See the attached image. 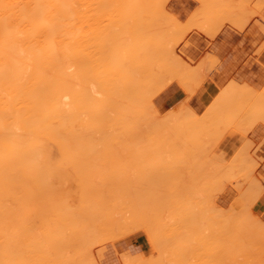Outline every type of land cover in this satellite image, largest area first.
Returning <instances> with one entry per match:
<instances>
[{"label":"bare ground","instance_id":"obj_1","mask_svg":"<svg viewBox=\"0 0 264 264\" xmlns=\"http://www.w3.org/2000/svg\"><path fill=\"white\" fill-rule=\"evenodd\" d=\"M192 1L193 2L195 1L196 2V3H194V5H199V7H198L199 10L202 11L203 9H205L202 12V15L203 16L200 13L201 11L198 12L200 14V15H198V13L196 12L197 11L196 8H195V11L192 13L193 14L192 15L193 16V19L195 18V16H197V17L199 16L198 17L199 20L202 17H204V19H207L206 18L207 17V13L210 16L209 13H211L212 11L214 12V14H213V16L215 17L214 19H217L218 16L219 17L221 16L220 18L222 19L223 14L225 12L223 13V11H220V10L217 11L218 9L225 10V8H226L227 10H225V11H228V10H230L229 8H231V7H233V8L239 7L237 5H234L233 6L232 4H237L238 2H240V5H242L243 2H244V4L246 3L245 0L244 1L242 0L243 2L241 0H212V2H214V4H215V2H216V4H218V5L215 4V6H217V7H215V10L214 9L212 10L211 7H213L214 4H212L211 0H208L209 2L208 1L206 2V0H192ZM152 2L155 3L154 5L152 3V6H155L157 4V2L155 0H152ZM166 2L169 4L170 1L169 0H166ZM202 2H204V3H202ZM251 2H252V0H251ZM219 3L221 4V7L223 5H225V6H223L224 8L223 7L221 8L219 6ZM249 3H250V1L247 2V4H245V5H248L249 6ZM210 4H212V6L210 7L211 9L209 8V10L211 12L210 11H206V9H208L207 7H209ZM201 5L203 7H205V8H203V9L200 8ZM228 5L229 6L231 5V7H228ZM233 8H231V9H233ZM243 8L246 9L245 7H243ZM243 8L241 6L240 7V10L243 9ZM150 10L151 9H150L149 5L144 0H0V264H100V262L97 261L98 259L95 260V261L90 260L91 262L89 261V263L88 262H85V263L78 262V259L81 260V258L80 257L78 259L75 258L76 257L75 256V253L78 252V250L76 252L74 251V244L79 241V237H81L80 238V241L85 242L86 240L84 238L88 239L87 241H90V240H92L91 238H95V237L101 236L102 234L105 236V234H104L105 232L108 233L106 235L107 236L109 235V237L112 234V231H114L115 235L118 234L117 236H119V235H122V236L127 235L126 232H125L126 234L123 233V230L122 229L124 228V230H125L126 229L125 227L127 226V230H128V227H129L128 225H129L130 221L132 220L129 217H132V216H131V213H129L130 216H128L127 209H126V211H123L121 209V207L124 208L125 206H126L125 208H128L127 205L129 204V202L127 201V205H125V203L123 204V202L125 201L124 200V197L126 195H128V194H126L125 196H123L124 194H121L122 190L119 189L120 185H118V184H121L122 182H120V181H122L124 179H125V181L127 183L129 180H126L127 178H125V175L127 177H129L128 175L129 174L131 175V172H133L134 169L137 170L135 172H139L138 170L142 171L141 168H143L142 165H144V163L142 161L140 162L139 158H137V161H135V159H134V163L131 164L132 165V168H131V165L128 166V164H127V166H126V165H124L126 163H124V164L122 163L124 165V168H129L130 167V171H131L130 173H129V170H127V172L125 173L124 172V171H126L125 169L123 170L122 168L120 169V168L117 167V166H120L121 165L120 163H118L119 162L118 161V156L120 154L117 156V153H116V151H117L116 150L117 149L116 147L118 146L117 143H119L120 140H119V138L117 136H114L113 135V132H114L113 130H116L119 127L120 123L124 124L126 122V120L128 121L126 123L129 124L130 123V121H129L130 119H127V118H129L131 114H134V115H131V116H133V118L135 119V121H138V119H136V118L137 117H140V116H138L139 113L144 114V115L147 114L145 111H144L145 113H142L143 110L141 112L140 111H137V110H140L141 107H142L141 109H145L149 105L150 98L151 97L154 98V96H155L154 95L155 92H153V89H154V86L155 85H156L155 86V89L157 88L158 91H160L159 90L160 88H158V87H163L164 89H165V87H167L166 85L168 84V80H167V82H165L167 84H164V81L163 80H166V79H163V77L165 78V71L166 72H169V70L171 69V67L173 65V62H174V61H172V65L170 66V68L165 67V69H162L159 66H155V65H157L156 62L154 63V61H151L150 62V63H152L151 65H154V66L149 67L150 66L149 61H146L144 59L141 60L139 57L135 58L136 56H133L131 54V52H129V56L127 57V55H128V49H130V47L131 48L133 47V45H134L133 42L134 43L136 42L135 44L138 45V43H140V42L143 43L144 41H148V42H146V44L148 43V45H149V42H150L151 49H152V46L154 47L156 45L154 47V49H152V51H153V54H154V51H155V55L158 58V55L160 54L158 51L164 49V48L161 47V45L158 46V47H160V49H158V51H157V49H155V48H158L157 45H159L160 42H161V41H159V39L160 40H162V38L163 39H166L167 37H165V36L168 35L169 37L171 36L170 37L171 40H172V38H174L175 39L174 40L175 42H176V40L177 41L179 40V39H176L178 36L177 37L175 36L176 33L174 31H173V33L170 31V34L171 35H169V32H168V29L171 27V25H173V24L176 25L177 24V21L176 20H178V19L175 18V14L173 12L167 10V8H166V6L164 4H161V5L160 4L159 5L157 4V9H155V10L156 11H159V12H156L155 13V10L154 9H152V11H150ZM160 10L162 11L163 15L159 18L160 14H161V11ZM237 10H239V9L237 8L234 11L237 12ZM204 11L206 12V14L204 13ZM230 11H229V13L227 12L226 15L229 16V15H232V13H234V11H232V12H230ZM239 11H238V15L239 16L236 15L237 18H241L240 17L241 13H239ZM158 13H160V14H158ZM194 13H196L197 15H195ZM245 13L246 12H244L242 14L245 16ZM164 14H166V18H165V15ZM250 14H252V13H250ZM173 16H174V18H172ZM200 16H202V17L200 18ZM189 17H191V14H190ZM189 17L187 18V21H186L187 22L186 25L187 26L189 25V27H187L185 25L186 22H184V24H183V25H185L184 27H187V29H189V31L188 30L187 31L190 32L191 29H193L194 26L196 27L199 24L198 26L200 28L197 27L198 28V31L200 30L199 32H201L203 34V31H205V30L201 26L203 24H206V23H204L205 20H204V22H202V24H200L199 22H196L197 21L196 19H198V18H195L194 19L195 21L194 20L192 21V17L190 19H189ZM211 17H212V15L210 17H208V18H211ZM236 17L235 16L232 17V18H235L236 20L235 19L232 20L231 17L229 18L230 20H232V24L230 23L231 21H228L229 19H227L228 17H226V16L224 17L225 19H227L226 22H224L225 20H222V21L224 23H227V24L229 22L230 25H233L234 24L235 26H233V27L236 28V26H237V20L240 21ZM88 18L89 19L91 18V19L89 20ZM106 18H108V19H106ZM220 18H219V20H221ZM87 19L89 21H91V22L89 23L87 21ZM104 19H105V23L103 22ZM159 19H161L164 23L162 21L161 22L158 21ZM165 19L168 20V23H170L171 25H169L167 22L165 23ZM172 19H176L175 20L176 23ZM188 19L190 20V22L192 21L191 24H189L190 22L188 23ZM75 20H78L79 21L78 22L79 24H77V22L75 23L74 22ZM93 20H97L98 23H96V21H93ZM107 20H110V21L108 22ZM155 20H156V23H153ZM202 20H203V18L200 21H202ZM210 20H212V19H210ZM219 20L217 19L215 21V23L218 22L217 25H216L215 23H211V21H208V19H207L208 24H211L210 25L211 29H209L210 27L206 25L208 27V28L207 27L205 28L206 29V32L210 36V34L212 32V29H213V33L214 34H211L210 38H209V36L208 37L206 36L207 33H205L203 35H205L207 38H209L210 40H212L213 36H215V34H217L219 32L218 30H221L220 29V27L222 28V25L221 24H224L222 21L219 22ZM92 21L95 24L92 25ZM130 21L131 22L133 21V23H130ZM139 21H141L140 23H141V26L142 27L146 26V27H144V29L138 25V22ZM150 21H152V22H150ZM157 21H158V23H157ZM213 21L214 20H212V22ZM110 22L113 23V26H112V24ZM159 22L162 25L164 24L163 27H166V28L169 27L167 29V32H166V30H164L166 33L165 32H162L163 31V28H162V25L159 24ZM195 22L198 23V24H196ZM86 23L87 24H91L90 25L91 27L89 26L90 29H89V27L87 26ZM117 23H119V24H117ZM135 23L138 25L137 28H136ZM149 23H152L153 25L152 24L149 25ZM179 23L182 24L181 22H179ZM179 23H178V25H179ZM219 23H220V26L218 25ZM243 23L244 22H242V24ZM83 24H84V26L85 25L87 26V27L85 26L86 27L85 34H87V29H89V30L92 31V29L94 27H95L94 30H98V28H99V32H98L99 35L98 36L100 38L101 37H104V40L107 38V39H109L108 40L109 42H112V41H110V39H113V42L112 43H114L115 40H116V42L114 44H116V45L118 44V46H120V47H116V48L115 47H112V43L102 44V45H100V44L99 45L98 44H96V45L95 44H92L93 46L91 44H89V45L92 46L91 48H93L94 46L95 47L100 46L99 49L104 48L102 50V52H100L101 50L100 51H98V50L96 51L95 50V47H94V49H92L91 50L92 52H91L90 49H88L90 47H88L89 45L87 44V42L86 41L83 42V40H81V38H80V34L77 32V30L79 28H81V26L83 27ZM102 24H103V27L106 24H107L108 27L105 26V29H104L101 26ZM110 24H111L112 27H109ZM165 24H167L168 27ZM212 24H214L215 26L212 25ZM94 25H96V26H94ZM97 25L99 27H97ZM154 25H156L157 28H160L162 30H158L157 28H154L155 27ZM159 25H161V26L159 27ZM178 25L174 26V28L172 26L170 29L176 31L181 26L179 28V31H181V28H184V27L182 25H179V27H178ZM100 26H101V28H100ZM115 26H117L118 28H121V30L125 34H127V33L132 34L131 31L134 28L136 30L139 29L138 31H141L140 37L141 36L142 37L143 36L146 37L148 35V36H150L149 37L150 40H148L149 38H146V40H144V37L143 38L141 37L144 41L141 38H138V39H136L137 41H134L135 40V37L136 38L139 37L138 35L137 36H133L134 33H135L134 32L131 35L133 37L131 39L128 38L126 40V41L130 40L129 43H130V45H132V46H130L128 44L129 45L128 46V45H126V43H124L126 41L123 42V40H124L125 37H123L119 33L117 34V32L114 31V29H112ZM149 26L151 28H154V29H151ZM212 26H214V28L215 27L216 28L214 29V28H212ZM85 27H83L84 30H85ZM195 27H194V29H197ZM217 27H219V28H217ZM107 28H108L109 31L107 30ZM140 28H141V30H140ZM83 29H80L82 31H79V32H82L83 33V37L85 38L86 36H84V30ZM100 29H102L101 31L103 33L100 31ZM145 29H146V32H148V30H149L150 33L151 32L153 33L157 29L158 31H156L154 34H157V32L158 33L161 32L160 35H162V36H161V38L157 39V37L159 35H157V36L155 35L156 38L154 37L155 38V41H153L154 39L151 38V36L153 37L152 34L149 35L150 33L149 34L142 33V32H145L144 31ZM202 29H203V31H202ZM208 29L211 30L210 34H209V30ZM105 30H107V34H105L106 33ZM111 30H113V32H115V33H112L113 35L110 34ZM184 32L183 33L181 32V33H179L177 35L185 34ZM163 33H165V34L163 35ZM89 35L87 37H89ZM91 35H93L92 32H91ZM94 35H95V33H94ZM98 36L96 35V36H93V37H94V39L95 38L99 39ZM114 36H118V38H116ZM120 36L122 37V40H121V37ZM81 37H82V35H81ZM93 37L91 36L89 38H92L91 40H94ZM97 39H95V40H97ZM119 39H120V41H122V44L121 45H120L121 42L120 41H119L120 43L118 42ZM139 39H141V40H139ZM151 39H153V40H151ZM180 39H181V37H180ZM162 41H164L163 43L166 44V41L165 40H162ZM180 41H183V39H181ZM180 41H179V43H180ZM81 42H83L82 45H84V46L87 45L86 48H87L88 51H86V48L85 47H84V49L82 48L85 52L82 51V50H80L81 47L78 46V43H81ZM152 42H153V44H151ZM123 43L126 46L123 45ZM143 44H142V46H144ZM165 44H163V45H165ZM178 44H176V46ZM79 45H81V44H79ZM139 46H140V48H139ZM139 46L137 48L139 49L138 52L140 53V56H143V54H144V57H146V58H149L150 56H151V58H156V56L154 57L153 54H152L153 56L150 54L151 51L149 53H144V51H146V48L143 47L144 48V50H143L142 47H141V44ZM166 46L169 47L168 44ZM79 47H80V49H79ZM105 48L108 49V50H110V51H104V50H106ZM77 49H79V50H77ZM141 49L143 50V52H142ZM165 49H168V48L165 47ZM93 50L96 51V54H95V51H93ZM140 50H141V52H140ZM149 50H150V47H149ZM76 52H81V53L84 52V54L81 55V54H77ZM86 52H88L89 54H85ZM97 52H99L98 54L100 55V57L97 55ZM105 52H108V53H105ZM147 52H148V50H147ZM164 52H166V51H164ZM100 53H102V54H100ZM92 54L94 56H96V57L98 56V58L96 60H94V56L93 57L91 56ZM145 54H148L149 56H147ZM84 55H85V57H83V58H86V59L85 60L84 59L81 60L82 56H84ZM88 55H90L91 58H93L94 61L91 60V58H89V57L87 58ZM169 55L170 54H168V53L167 54H164L163 56L161 55V57H160L161 61H160L159 58H158V60L161 63H163V64H166V60H168L167 62H170L171 63V60L170 59H172V58H169L168 59V57H165V56H169ZM123 56H125L126 58L123 57ZM123 58H125L126 60L124 61ZM130 58L132 60H130ZM136 59H138V60H136ZM140 60L142 62V65H140V63H141ZM173 60L176 61V57H173ZM177 60H178V58H177ZM91 61L93 62V64L95 66L93 64H91ZM126 61L127 62L130 61V62L127 63ZM125 62H126V64H125ZM138 62H140V63H138ZM143 62H145V64ZM176 62H178V61H176ZM123 63L126 65V67H128L127 65L130 66V64H131V66H130L131 68L128 67L130 73H132V71L130 69H132V70L133 69L134 70L136 69L135 71H140L141 70L140 72L143 75L142 69H144L146 67L147 71H149L148 72V76L145 74L148 77V79H147V77H146V79L148 80V82H149V80H151V81L154 80L152 82L153 85L152 86L151 85H146V88L143 89L144 87H142L140 85H135L132 80H130V81H132V84L134 85L132 87L129 86V85H122L119 82H117L118 80L115 78V76H116L115 73L116 74H119V72H121L120 73V78H122V76H124L125 78H127L126 77L127 75H123L124 74L123 72L127 69L126 72H125V73H127L128 68H125V66H121V64L123 65ZM134 63H137L138 66H137V64L133 65ZM170 63H168V64L170 65ZM77 64H79L80 66H82V68L81 69L77 68V66H79ZM85 64H86L87 67L85 66ZM168 64H166V65H168ZM177 64H179V63H177ZM177 64H175L172 68H174L175 66L177 67L178 66ZM91 65H93L92 67L94 68V70H92L93 68L91 67ZM181 65L182 64L180 63V65H179L180 68L178 66V68H177L178 70L176 69L177 71H179L181 68H183V67H181ZM183 65H184L183 71H185V73L187 74L188 73V70H187L188 69V65L186 63H184V62H183ZM120 66H121V69H122V67H124V69L121 70L119 68ZM133 66H134V68H133ZM103 67L105 69H101V71H100V68H103ZM136 67H138V68L140 67V70H138V68H136ZM152 67L153 68L155 67L157 72H159L160 70L161 71L159 73H157L155 70L153 71ZM157 67L160 68L159 71H158ZM90 68H91V70H90ZM82 69H85L86 72H90L91 73V76H93L96 79V81H93L95 83V85H96V88H94L95 86H93V83H91V86H92V90H91L90 89V87H91L90 86V83L88 81H83V75L86 74V72H84V74H83ZM150 70H152V71H150ZM162 70H164V73H163ZM171 71H172V69H171ZM195 71H197V70H195ZM103 72H105V73L107 72L106 75L107 76H110L111 79L109 78L108 80H114V78H115V81H116L115 82L116 83L115 85L119 84V86L118 87L117 86H114L111 83H107L106 85L105 84L104 85H101L100 84V79L101 80H105L106 79V75ZM155 72H156V75L157 76H155ZM173 72L174 73L172 74V76H174V75L176 76L175 70ZM179 72H182V71H179ZM99 73H101V74H99ZM144 73H146V72H144ZM162 73H163V75H162ZM198 73H200V72H198ZM198 73H196L197 76L200 75ZM98 74H99V76H101L100 79H98ZM127 74H128V76H130L129 73H127ZM151 74H153L154 76L151 75ZM87 75H89V74H87ZM112 75H114V77ZM149 75H151V76H149ZM131 76L129 78H132ZM137 76L139 77V79L137 78L138 81H140V79H142V82H144L146 80L145 78H142V77L140 78L139 75H137ZM152 76H153V78H152ZM102 78H104V79H102ZM129 78H128V80H129ZM135 78L136 77H134V75H133V78L132 79H135ZM122 80H124V78ZM138 81H136V82H138ZM169 81H170L169 82L170 84L173 83L172 79L169 80ZM178 82L181 83V81H178ZM110 85H111V87H109V89H108L109 91L106 90L107 93L104 92L105 86H107V88H108V86H110ZM120 85H122V89L125 86L127 90L126 89H125V91H124V89L122 90ZM101 86H102V88H101ZM136 86H138L139 88L136 87ZM127 87L128 88L131 87L130 88V91H128L129 89ZM134 87H136V88H134ZM150 87H152V88H150ZM115 89L118 92L120 90V93L121 94L119 95L118 92L115 93V91H114ZM131 89L133 90V92H132ZM135 89L136 90L139 89V90H137L138 92L137 91H134ZM183 89H182V91H183ZM102 90H103V93L101 92ZM140 90L142 91V93H145V95H143L145 98L142 99V97L141 98L140 97H137L139 100L141 99L140 101L144 104L143 105L141 103V105H143V106H139L140 104H137V106L139 108L138 109L137 106H134V105H135V102L137 103L139 101V100L136 101V96H138V95L142 96ZM224 90H225V88H224ZM243 90H244V92H246V90H248L247 92L253 93L252 91H249L250 89H247V88H246V90L245 89H243ZM243 90H241L242 93H244ZM146 91H150V92H146ZM158 91H156V94H157ZM108 92H109V94H108ZM110 92H112L113 94H111ZM124 92H126V94L128 96L130 95V97L128 99L126 97L127 95ZM104 93H105V95H103ZM128 93H131V94H128ZM138 93H140V94H138ZM135 94H138V95H135ZM146 94L150 95L149 96V100L146 98V96H148ZM244 94H246V93H244ZM106 95L109 96L110 98L107 97ZM114 95H115V98H114ZM116 95H119V96H116ZM151 95H154V96H151ZM223 95H224V93H223ZM257 96H261V95H257ZM263 96H264V94H263ZM124 97H126V98H124ZM223 97H225V98L222 99V100H225V99L227 100V97L226 96H223ZM235 98L238 99L237 97H235ZM257 98H256V100H257ZM144 99H146V101L148 102V105L147 106H145V102L146 101ZM259 99H261V97L258 98V100ZM262 99H261V101H263ZM134 100H135V102H133ZM258 100H257V103L254 101V104H256V106H263L264 105V102L262 103L263 105L262 104H259L258 105V103L261 102V101L258 102ZM215 102H218L219 105L220 104H223L221 106L222 107L224 106L223 108H225L226 110L229 109V108H233L234 107L233 109H229L230 112L233 111L234 109L235 110L233 112H231V114L228 113L229 114V115L227 114L228 117L225 116V115H224L225 117H223V115H221L220 116V120H223V121L219 122V123H221L220 125H217L219 123H217L215 120H214L215 121L214 123H211V125H213L212 127H211V125H206V123H208V122H205V123L203 122L202 126L204 127V129H205V126H206V129L210 126L212 130H210V127L208 128L209 130H207V131L206 130H203V128L198 127L199 125L201 126V124H199L198 126H196V128H198L199 130H201V131L198 130L199 131V134H198V132H196L197 130L196 131H193L192 127L190 128V131L188 130V127L189 126H187L188 124H186L187 123L186 122L187 119L185 120L186 123H184V121H180L178 123L179 124L178 127L180 129H182V130H180V129L177 128V125H178L177 124L176 125V128L179 130L178 133L181 134V132L183 131V127H180V124H181L182 126L185 125L184 127L187 126V133L186 134L184 133L186 131L185 130L186 128H184L183 133L185 135L182 134V137L183 138H186V135H188L187 137H189V136H191V134H193V133L196 132L195 133L196 135H194V134H193L194 136L192 135V138L193 139L192 138L191 139H188L190 141L191 140H193V141L194 140H198V138H200V135L203 134V131H206L204 133L209 134V136H206V134H205V136L207 138H203L202 137L203 135H201V138H203V140L210 139L211 138L210 135H212L213 132H214V134L212 136L215 135V132L216 133L218 132V134L221 135L222 134L221 132L224 131L223 129L226 128L228 125L229 126L227 128H229L230 125H231V123H233V121H235V119H236L235 117H238V115H240V113L242 111L239 112L238 111L239 109H237V106H233L234 104L232 105L233 107H231L230 106L232 104V103H230L231 101H229V102L227 101L226 104H224V101L222 103H219L220 101H217V100L215 101L214 100L213 103H215ZM213 103H212V107H214V110H215V106H213ZM229 103H230V105H229ZM219 105H218V107H219ZM90 106H91L92 109L90 108ZM153 106L154 105L152 104L151 107H153ZM149 107H150V105L147 108L149 109ZM136 108H137V110H136ZM223 108L220 109L219 111L220 112L221 111L226 112V110L225 109L223 110ZM250 108L252 109V107H249V109ZM187 109H189V108H187ZM210 109H211V107H210ZM257 109H258V111H257ZM229 110H228V112H229ZM259 110H260L259 108H255V112L257 111L256 113L258 115H260V113H258ZM146 111H148V110H146ZM155 111L156 110H154L153 112H155ZM182 111L183 110H181V112H178L177 115L179 117L182 115ZM184 111L187 112V110H184ZM212 111H213V108H212ZM236 111H238V114H237ZM134 112L135 113L137 112V114H135ZM188 113H187V115L181 116V118H183L185 116L187 117L188 116ZM191 113H189V114L191 115ZM210 113H211V110H210ZM212 113H214V111ZM233 113L235 115H237V116L233 115ZM248 113H250V111ZM253 113H254V111H253ZM135 115H136V117H134ZM148 115H150V114H148ZM148 115H146V117L145 116L140 117V118H142L140 123L145 122L144 119L148 118L149 117ZM156 115L158 116V114H156ZM177 115L174 116L175 118L173 117L175 120H176ZM206 115H207V113L205 114V116ZM212 115H214V114H212ZM230 115H232V116H230ZM253 115H252V117H253ZM258 115L255 114L254 117H256V118L253 117V119L256 120ZM152 116L150 117V119L152 118ZM215 116H216V113H215ZM229 116L230 117H233L234 116V117H233V119H231V118H229ZM169 117L166 116L165 117L166 120H167V118L170 119ZM179 117H177V119ZM173 118L171 117L170 121L171 120H174ZM191 118L192 117L188 118V120H190L191 122L194 121ZM227 118L231 119L230 120L231 122ZM249 118H247V119H249ZM251 118L249 119L250 120L249 127L252 128V126H250V125L254 122V120H252V123H251ZM258 118H259V116H258ZM263 118L261 117V120H263ZM148 119H146V120H148ZM154 119H151V120H154ZM161 119H163V118H161ZM161 119L159 121H163L164 120V119L163 120H161ZM224 119L225 120L227 119L228 122H226ZM245 119L246 118H244L242 120H245ZM218 120H219V118H218ZM242 120L239 119V123L241 124V127L243 126V124L241 123ZM135 121H131V123L133 124V122H134V124H135ZM103 122L106 123V125H105L106 126V130L104 129L105 126H103V124H104ZM181 122H183V123H181ZM223 122L225 123L224 124L225 126H223ZM151 123L152 122H150L149 124H151ZM155 123L157 124V120L155 121ZM165 123H166V121L164 120V122L162 124H165ZM168 123H170V122H168ZM188 123H189V121H188ZM193 123H195V121L192 122V124ZM248 123H249V121H248ZM256 123H257V121L255 122V124ZM134 124L132 126H134ZM137 124H138V122H137ZM204 124H205V126H204ZM237 124H235V125H237ZM240 124H238V125H240ZM151 125H150V127H151ZM153 125H152L153 128H154V126L155 127H159L160 129L162 128V127H160L159 124H157L158 126H156V125L153 126ZM193 125H197V124H193ZM253 125H254V123H253ZM135 126H136V128H139L140 129V127H138L136 124H135ZM148 127H149V125H148ZM166 127L162 128V130L165 129ZM169 127L170 126H168V128ZM193 127H194V130H195V126H193ZM215 127H216V130H213V129H215ZM249 127L247 128L248 131H249ZM120 128H122V127H120ZM136 128H135V130H136ZM220 128H223V129L221 130ZM237 128L239 129L240 126H238ZM251 128H250V130H251ZM150 129L151 128H149V130ZM154 129L156 130V128H154ZM191 129H192V131H191ZM109 130H111L112 132L109 131ZM121 130H123V129H121ZM121 130H119L118 133H117V131H115L118 134V136L120 135ZM125 130H127V128H125ZM128 130L129 131H124V134L128 133L127 134L128 137H130V136H131L130 138L134 137V136L131 135L132 129L131 130L128 129ZM242 130H243V127H242ZM168 131L164 132L163 135L166 136L165 133H168ZM170 131L172 132V129ZM188 131L189 132H192V133L189 134ZM244 131H246V133H248L246 129H244ZM244 131H242V132H244ZM159 132H158V135H159ZM208 132H212V133H208ZM109 133H111V134H109ZM116 133H114V134H116ZM162 133H161V135H162ZM124 134L121 132V135H123V137H121L122 138V141L124 139ZM155 134H156V136H158L157 135V132ZM218 134H216V135H218ZM173 135L175 137L172 136L171 133L168 136L174 137L175 139L176 138H179L178 137L179 135L176 136V132ZM197 135H199V137ZM195 136H196V139H194ZM208 137H210V138H208ZM217 137L219 138L220 136L218 135ZM156 138H158V137H156ZM183 138H182V141H180V138L179 139H176V140H179L180 143L185 144L183 142L185 139H183ZM168 139L169 138H165L162 141L164 142V140H166L167 141V142L165 141L166 143H168V142L170 143L171 141L174 143V141L172 140L173 138H170L171 139V140L169 139L170 141ZM132 140L133 139L126 140L127 142L124 141L125 142V145L126 144L129 145V143H131ZM147 140L148 141H146L144 139L143 142H142V144L144 143L145 145H147L146 142H149L150 141L149 139H147ZM154 140L155 139L152 140L153 142L150 141L149 144H148L150 146L151 150H152L153 147L155 149L158 148V150H160V149L161 150H163V149L165 150L166 149L165 147L168 146L167 144H165V143L162 142V146H160L158 144L157 145L158 147H156V144L154 143ZM139 141H140V139H138V144H135V142H137L136 140L132 143V145L130 144L131 147H133V149L135 150V151L134 150L132 151L134 153H132L130 151L131 152L130 155L131 156L134 155V157H131V159L136 158L135 157L136 155L137 156L146 155L144 151L147 152V150H142L144 152V154H143L142 151H141V149H143V148H140L141 146L136 147V145H139ZM214 141L215 140L213 138V142ZM216 141H217V139H216ZM151 142L154 143L155 145L150 144ZM155 142L157 143L158 141L155 140ZM160 142H161V140H160ZM177 142L178 141H176L174 145H178V144H176ZM194 142H197V141H194ZM200 142H201V147H197L194 143L192 144V142L189 143V144L193 145L194 147L196 146L197 148H200V150L203 149L204 147L206 149V145H208V144L204 145V147H203L202 146V142L203 141H200ZM204 142L206 143V141H204ZM248 142L249 141H247V143ZM163 144H165L164 147H163ZM171 144L172 143H170L169 147L171 146ZM186 144L187 145H184V146H186V148H188L187 147L189 145L188 142ZM199 144H198V146H199ZM211 144H212V142H211ZM130 145H129V147H130ZM249 145L250 144H248V146ZM151 146H153V147H151ZM246 146H247V144H246ZM171 147H173V146H171ZM136 148H138L141 151V153H140L141 155H138L139 154V152H138L139 150L136 149ZM244 148H246V147H244ZM119 149H120V147H119ZM124 149H126V151H127V149H130V148H124ZM124 149L122 148V150H124ZM180 150L181 149H179V151ZM190 150L187 149L186 152H189ZM174 151H176V150H174ZM191 151L193 152V150H191ZM194 151L196 152L195 149H194ZM120 152L122 153V151H120ZM124 152L125 151H123V153ZM152 152H154V153L156 152L154 156H157V155H160L161 154L159 151H157V149L155 151H152ZM158 152H159V154H158ZM173 152L171 151L172 154H173ZM186 152L183 151L184 154H182V153L179 152L180 153L179 156L181 157L182 155H185ZM198 152H196L197 154L195 153L197 155V156L195 155L196 158L198 157ZM241 152H243V151H240V153ZM167 153L169 155L171 154L168 150H167ZM177 153H178V151H177ZM200 153H199V155H200ZM237 153L238 152H236V154ZM125 154H126V152H125ZM171 155H170V157H171ZM174 155H173V157H174ZM189 155H191V154H189ZM203 155H204V153H203ZM245 155H244V158H246ZM182 157L180 158L179 161L177 160L178 163L176 165H179V164L181 165V163H184L186 161V160L183 161ZM194 157H191V158H194ZM201 157H203V156H201ZM201 157H198L197 162L200 160ZM183 158L184 159H187L188 157H183ZM235 158H237V157H235ZM131 159H129V160L132 162ZM170 159H172V158H170ZM195 159H191L190 160V158H188V161H190V165L191 166L193 165V163L195 164V161H196ZM150 160H152V157L150 158L148 156V160L147 161L149 163L151 162ZM153 160H154V158H153ZM181 160H182V162H181ZM192 160H195V161L191 162ZM203 160H204V157H203ZM203 160H200V162L203 161ZM147 161H146V163H147L146 165L147 166L148 165L150 166L151 164H149ZM155 161H156V159L154 160V162ZM173 161H174V159L172 160V162ZM120 162H121V159H120ZM123 162H125V161H123ZM158 162H160V160ZM169 162H166V163L168 164ZM172 162H170V164H169L170 166H171V164H173ZM200 162H198V163L201 164ZM117 163L120 164V165H117ZM127 163H128V161H127ZM186 163H184V164L187 165ZM233 163H235V162H233ZM134 164L136 165L135 167H134ZM160 164H161V162H160ZM184 164H182V165L185 166ZM247 164H248V162H247ZM251 164H249V166ZM176 165L174 163V167L173 166L172 167L173 168H179L178 166L175 167ZM254 165H255V162H254ZM137 166L140 167V169H138ZM151 166H153V165H151ZM156 166H158L159 169ZM156 166L154 165L153 166L154 168L153 167H149V171H150V168H152L151 170H153V171H150V173H149V171H148L147 174L145 172H143L144 174L141 172V174L143 176L146 174L144 176L145 179H144V177L140 173L139 174L136 173L135 175H134V173H132V175H134L135 177L137 176L136 177V180L134 182V183H136V189H137V186H139L141 184L138 179H140L142 182H144L143 180H149V175H151V174H152V176H150L151 177L150 180H154V178H152V177H155L153 175L156 174L155 179L157 178L158 185H160L159 179L163 178V176H164V178H163L164 179V182L163 183H165L166 186L165 185H163V186L167 187V184H168V186L169 185L171 187L173 186L174 182H172V185L170 183V181H173V180L168 181L169 177L166 176V174H165L166 172L163 171V168L166 165L163 164L162 165L163 167H162V166L159 165V163H157ZM159 166L162 167V168H160ZM191 166H188V167H191ZM172 167H171V170H172ZM207 167H210V166H207ZM233 167H232V169L237 168V167H235V168H233ZM238 167H241V166L238 165ZM192 168L194 169L195 167L192 166ZM229 168L231 170V167H229ZM246 168L248 169L247 171H250V167H245L243 169V166H242V169L243 170H245ZM195 169L197 170V168H195ZM154 170H156V171H154ZM158 170L161 171V174L160 173H158V174L156 173ZM162 171L164 172L163 173L164 175L162 174ZM220 171H222V170L220 169L219 172ZM251 171H253V170H251ZM119 172H122V174L119 173ZM200 172H202V171H200ZM127 173H128V175H127ZM220 173H222V172H220ZM118 174H119V176H118ZM212 174H214V173H212ZM217 174L219 175V173H217V171H216V174H214L213 176H215ZM223 175L224 174L222 173V176ZM121 176L123 178H120ZM138 176H140V178ZM146 176L148 177V179H147ZM213 176H212V178H213ZM222 176L219 179L222 180L223 179ZM135 177H133V179ZM166 177L168 178L166 180L169 183L168 182H165V178ZM218 177H220V176H216V179L217 180H219ZM115 178H116V182L118 183L117 186H116V183H115ZM118 178H119V180L117 181ZM205 178H206V179H204L205 180V183H202V186H203V184L208 185V183H206V181H207L208 178L207 177H205ZM210 178L208 179L209 183L211 182L210 185H212V183H216L217 184L219 182V181L216 182L215 181L216 180L215 178L213 179L214 181L213 180L211 181ZM170 179H172V177ZM235 179H237V181ZM235 179H234L235 182L233 181L234 184L235 183H238V182L240 184L243 183V182L241 183V181H240L242 178L241 179H238V176H237ZM131 180H132V178H131ZM136 181H138V182H136ZM156 182L154 184L151 183V186L154 185L151 188V190H148V191H151V193H152V191H156L158 187H162V186L156 185ZM137 183H138V185H137ZM122 184H124V183H122ZM196 184H198V183H196ZM141 185L143 186V184H141ZM193 185H191L190 187L191 188L194 187ZM198 185H201V183H199ZM131 186H134V185H131ZM131 186H129L128 183H127L126 186L123 185L121 187H124L123 188L124 190L127 187L126 190L128 191V189ZM174 186H177L178 187L177 183ZM238 186H240V185L238 184ZM134 187L132 189L135 192L132 191V193L134 192V194L135 193L136 194H139V190L137 189L138 190V192H137V190ZM141 187L139 186L138 188H140V190H141L142 189ZM145 187H147V189L150 188L148 182L146 183V186L144 184V189H146ZM165 187L163 188L164 190H166ZM196 187H197V185H196ZM196 187L193 188V194L191 193L192 190L190 191V188L188 189V187H187V189L190 191L189 193H191L192 196L195 195V197L193 196V202L195 201V199L197 200V197H196L197 196L196 193L198 192L197 189L201 188V187H199V188H196ZM240 187H242V186H240ZM153 188L155 190H152ZM147 189H146V191H147ZM177 189L181 190L182 187L181 188H177ZM194 189H196V190L194 191ZM204 189H206V186L204 187ZM247 189H248V187H247ZM247 189H245V190H247ZM167 190H168V188H167ZM170 190L171 189H169V191ZM201 190L199 189V194L200 193L203 194V190L202 191ZM210 190L211 189L208 190L209 192L208 191H206V192L204 191V192L210 194V192H212V190L211 191ZM141 191H143L142 193H144V194L146 193L144 190H141ZM172 191H174V190H172ZM182 192H184V191H182ZM125 193H128V192H125ZM153 193L156 194V192H153ZM140 194H139V198L136 197L138 195L135 196V198L137 200L140 199ZM147 194H149V192ZM171 194L168 195V199L169 200H165V199H167L166 198L167 196H165V195H163L165 197V199H164V197L162 195L160 196V197H163L161 199H164L165 200V201L162 200L161 202H164V204H166V206L168 205L167 203H169L170 199L176 198L175 197V195H176L175 193H174L175 195L172 194V195H174V197H172ZM178 194H179V192H178ZM191 194H190V196H188L189 195L188 194L187 196H184V197H187V198L189 197L190 198L191 197ZM142 196H144V195L142 194ZM146 196L147 195H145V197ZM156 196H157V194H156ZM181 196L178 197V199L180 198L181 200L180 199L179 200L181 202L185 201L184 199H186V198L183 197V194ZM203 196H205V195H203ZM203 196H201L202 197V199H201L202 201L204 199H206V198H203ZM238 196H240V195H238ZM127 197L132 198L131 196H127ZM145 197L142 199L143 201H139V202L136 201L135 198H133L136 201L134 203H136V204L139 203L140 204L141 202H144ZM160 197L158 198V201H159ZM198 197H199V195H198ZM147 198L148 197H146V199ZM200 198L197 201H200ZM148 199H150V198H148ZM131 200L132 199H129V201H131ZM172 200H175V199H172ZM191 200H192V197H191L190 200H188V202H189L188 205L190 207L188 205L187 206L189 208L186 207V205H184V203L182 205V203L179 202L183 207L185 206L186 209H184L182 206L181 207H178L177 206L178 208H174V210L176 209V212L177 213H173V212L171 213V211H170V213L173 214V216L175 217L174 219L171 218L173 221H175V219H176L175 222H178V221L180 222V218H177V216L180 217L181 214H185V213H181L182 210H184V211L185 210H188V211L190 210L189 211V214H191L190 213L191 210H192L191 209L192 206L190 204V201ZM155 201H156V199H155ZM210 201H211V199H210ZM131 203H133V202L131 201ZM156 203H158V202H156ZM191 203H192V201H191ZM246 203H247V201H246ZM139 204L137 205V207L139 206ZM146 204H147V202H146ZM158 204H160V203H158ZM185 204H187L186 201H185ZM122 205H125V206H122ZM141 205H143V204H141ZM194 205H197L198 206V204H195V203H194ZM158 206H164V205L162 204V205H158ZM168 206L167 207L164 206L165 207V210H167ZM154 207H155V205H154ZM243 207H242V209H243ZM138 208L140 209V207H138ZM180 208H182V209H180ZM192 208L194 209V206ZM204 208H205V206L202 209L203 211H206L208 209L210 210L209 207L208 208L206 207L207 209H204ZM177 209H179V211H177ZM200 209H201V207H200ZM200 209L197 208L196 210H193L194 213L192 211V214H196L195 213V211H196L197 212L196 215L198 216L199 215L198 212H201L202 211ZM211 209L213 210V208H211ZM174 210H172V211H174ZM214 210H216V209L214 208ZM231 210H233V209L230 208V211ZM219 211H216V213L219 212ZM228 211L229 210L223 211V213H225V212L228 213ZM128 212H129V209H128ZM160 212L159 213L156 212V213L157 214H161ZM231 212H234V210L231 211ZM245 212H246V210H245ZM248 212H250V211H248ZM125 213H127V215H125ZM168 213H169V211H168ZM210 214H212V213H210ZM231 214H232V216H230V214H229V217L227 216L228 218L226 217L227 219H224V221L222 219V217H223L224 214L223 215L219 214V216L220 215L222 216L220 218V219H222V220H220V222L221 221L225 222L227 220H231L233 218V216L235 217L236 215H238V214H235V213H234V215H233V213H231ZM239 214H240V212H239ZM132 215H133V213H132ZM204 216H203V219L206 218L204 220V223H205L206 220H207L206 222H208L209 221V219L207 218L208 216H206V217H204ZM135 217H138V216L136 215ZM217 217H218V215H217ZM247 217H249V216L247 215ZM182 218L184 219L183 215H182ZM182 218H181V220H183ZM187 218H189L188 219L189 221L184 220L185 223H186V221L187 222H190V223L195 222L194 220H193V222H191L192 220H190L191 218L189 216ZM129 219H130V221H129ZM133 219H136V218H133ZM177 219H178V221H177ZM45 220L48 222L47 224L45 223ZM138 220H141V218L138 219ZM154 220L158 221L159 218H158V220H157V218L154 219ZM217 220H219V219H217ZM133 221H135V220H133ZM143 221H145L144 223H146V220H143ZM163 221L161 223L162 226H163ZM166 221H164V222H166ZM213 221H216V220L213 219ZM231 221H228L227 223H230ZM136 222H134V223L131 222L130 223V224H132L131 226H134L133 224H135ZM198 222H202L203 223V221H200L199 220L196 223H194V226H192L193 224H191L190 226L195 227L194 228V230H195V229H197V227L195 225L202 224V223H199L198 224ZM217 222L216 223L213 222V224L211 222L210 226L211 227L212 226H216L215 224H217ZM241 222H242V220H241ZM241 222H239V223H241ZM148 223H150V222H148ZM148 223L145 224V225H148ZM170 223H171V221H169L168 225ZM190 223H187V224L189 225ZM208 223H207V225H209ZM227 223L224 224L223 226L227 225ZM233 223H234V220H233ZM44 224L46 226H43ZM138 224H137V226H138ZM143 224H139V225L141 226ZM145 225H143V226L145 227ZM164 225H166V224L164 223ZM205 225H206V223H205ZM205 225H202V226H204L203 227L204 229L203 228L202 229L204 231L206 230V231L209 232L208 227H210V226H205ZM143 226H141V228ZM219 226H221L220 223H219ZM223 226H221V227H223ZM246 226H245V228L243 226L242 227L244 229H246ZM44 227H47V228H44ZM178 227H182L181 224H180V226H177L176 228H174V230L177 229ZM205 227H207V228H205ZM211 227L209 229L212 230ZM229 227L226 228V226H225L224 228H226V230H227V229H229ZM163 228H165V226ZM171 228H173V227L168 228V231L170 230V232L172 234L170 232H164V233H166L167 235L171 234V236H173V234H176V233H173L174 231L172 232ZM45 229H47V230H45ZM132 229L133 230L134 229L137 230V229H140V228H135V226H134ZM132 229L129 228L128 233ZM144 229L146 230L147 229V226ZM166 229H167V225H166ZM220 229H218V230H220ZM188 230H190V229L188 228V229H186V231L184 230L183 233L181 232L182 234L180 233L179 236H183V234L185 232H187ZM201 230H199V232ZM240 230H241V228H240ZM121 231H122V233L119 234L118 232H121ZM147 231H148V229L145 231L148 234ZM196 231H198V230H196ZM196 231H195V233H193L194 237H195V235L197 237L198 232L196 233ZM212 231H210L209 234H211ZM109 232H111V234H109ZM175 232L178 233V232H180V230H176ZM192 232H193V230L191 229V231H190V234L192 236L191 240H190V237H188L186 235V233H185L184 234V237H182V241H181L180 240L181 237L178 236L179 233L177 234V236L179 237V238H177V236H176V239H177L178 242H179V240L181 242H183V239H184V242L186 241L187 244H188V245L187 244L184 245V243H182V245L187 246V247H184L183 248V246H182V248H178L179 249L178 250V253L180 252V254L178 256H182L181 254H183V253H184L183 255L185 256L187 250L189 251V252L187 251V254L189 255V253L192 251V250L191 251L189 250V248H191L193 246V245L191 246V243H190V242H192V240L194 238L193 235H192ZM215 232H216V230H215ZM217 232H219V231H217ZM200 233L202 234V232H200ZM223 233L224 232H222L220 234H223ZM225 233L228 234L227 236H231V235H229V233H227V232H225ZM81 234H82V236H80ZM151 234H153V232ZM201 234H198V235H200L199 237L202 236ZM205 234H207V233H204L203 235L205 236ZM209 234H207V236L204 237V238H207V237L209 238ZM115 235L112 236L113 238H111V239L109 237L108 238L111 241L112 240H115L117 238V236H115ZM154 235H155V233H154ZM185 235L187 237H185ZM122 236H119L118 238H120ZM148 236H151V237H149L150 240H151L152 235L149 234ZM159 236H160V238L162 237V240L163 241L165 240L164 242L167 245L166 246V250H165V246H164L165 244L162 243V240L160 239L161 240L160 241V244H161V247L162 248H160L159 245H158V248L161 249L160 254H159V255H161V258H162V256L164 257V255H162V254H165V252L167 250L170 251L169 249H171V251L173 252V249L175 250V248H177L179 246V245H176V242L173 241V239L171 240L172 237L170 235H169L170 236V240L169 241H173V245L171 247L168 245V243H169L168 239L166 240L161 234ZM169 236H168V238H169ZM213 236H212V238L216 237V235L214 237ZM224 236H226V235H224ZM259 236H262V235H259ZM155 237H156V239L158 238L157 236H155ZM82 238H83V240H81ZM156 239H155V241H156ZM196 239H197V241H199L198 238H196ZM200 239H202V238H200ZM236 239H237V237H236ZM94 240H96V242H97V239H94ZM94 240H92V242H88L89 243L88 244L89 247L90 246L97 245ZM106 240L104 239L105 242H106ZM153 240H154V238H152L151 243H153ZM174 240H175V238H174ZM221 240H222V238H221ZM225 240H227V238ZM229 240H228V242H229ZM99 241L101 242V240H99ZM166 241H168V243ZM83 242H82V244L79 243V245L81 244L80 246L82 247L83 251L84 250L86 251V249H89V248H87L88 247L87 243H83ZM205 242H206V240H205ZM228 242L226 244H228ZM156 243L158 244V242H156ZM156 243H153L152 246L154 244H156ZM220 243H221V241H220ZM223 243L225 244V242H223ZM229 243H231V242H229ZM254 243H256V242H253V244ZM258 243H260V242H258ZM85 244L87 245L86 246V249L83 248V246H82V245L85 246ZM93 244H95V245H93ZM105 244H107V243H105ZM111 244H112V242H111ZM156 245H154V246H156ZM162 245L164 246V248H163ZM202 245H203V243H202ZM230 245H233V244H230ZM258 245L257 244L254 245L253 246V249L254 248L256 249V247ZM175 246H177V247H175ZM96 247H92V249L93 248H96ZM168 247H169V249H168ZM258 247H261V245H259ZM160 249H158V250H160ZM182 249H185L186 251L184 250L181 253L180 250H182ZM253 249H251V250H253ZM257 249L259 250V252H260L261 255L264 254V253L262 254V252H261V251L264 250V247L262 248L263 250H260V248H257ZM154 250H155V247H154ZM194 250H196V248ZM79 251H81V249ZM83 251L81 252L82 254L84 253ZM92 252H96V251H92ZM161 252H162V254H161ZM193 252L195 253L196 251H193ZM207 252H208V250H207ZM250 252H249V255L250 256L255 253V255L253 256V259H251V260L257 259L258 255H260V254H258V251L257 250H256V252L253 251L254 253L251 252L252 254ZM78 254L80 255V252ZM88 254H87V256L90 255V254L89 255ZM256 254H257V256H256ZM159 255H157V256H159ZM194 255H196V253ZM198 255H199V253H198ZM187 256H185V258H187ZM245 256H246V258L248 257L246 254H245ZM255 256H256V258H255ZM201 257H202V259L201 258H199V259L204 260L203 256H201ZM209 257L212 259L211 255ZM150 258H152V256ZM165 258L167 260L168 256L166 257V255H165ZM185 258L183 257V259H185ZM194 258H196V257H194ZM250 258H252V256ZM260 258H258V259H260ZM171 260L172 259H170L167 262H170ZM198 260H196V261H198ZM209 260H208V262H209ZM217 260H216V262H217ZM152 261H154V259ZM152 261H151L150 264L153 263ZM189 261H190V259H189ZM205 261L206 260H204V262ZM237 261L239 262V260H237ZM146 262H147V259H145L143 257V254L140 252L137 255H127V258L122 259L120 264H147ZM156 262H158V261H156ZM162 262L163 261L161 260L160 264ZM212 262H215V261L212 260L211 261V264H212ZM230 263H231V261H230ZM185 264H187V261H186ZM194 264H197V263H194ZM200 264H203V263L201 262ZM222 264H224L223 263V260H222ZM236 264H238V263H236ZM239 264H241V263L239 262ZM253 264H255V263H253ZM262 264H264V262Z\"/></svg>","mask_w":264,"mask_h":264},{"label":"rangeland","instance_id":"obj_2","mask_svg":"<svg viewBox=\"0 0 264 264\" xmlns=\"http://www.w3.org/2000/svg\"><path fill=\"white\" fill-rule=\"evenodd\" d=\"M148 5H149V7H150V11H152V9H157V4L159 5H161V4H164L165 6H166V8H167V10H169V5H170V3H171V1L172 0H169L170 2H169V4L166 2V0H155L156 2H157V4L155 5V6H152V3H153V5L155 4L154 2H152V0H144ZM190 1H192V0H190ZM208 0H206V2H207ZM242 1V0H241ZM244 1V0H243ZM242 1V2H243ZM250 1V3H249V6L248 5H245V4H247V2H249ZM245 0V4H244V2H243V4L242 5H240V2H238L237 4H232L233 6L234 5H237V6H239V7H237L239 10H240V7L242 6V8L243 7H245L246 9H241L240 11L239 10H237V12L236 11H234L235 9H237L236 7L235 8H233V7H231V5L229 6L228 5V7H231V8H233V9H231V8H229L230 10H228V11H225V10H227L226 8H225V10H221V9H218L217 11H223V17H222V19L221 20H219V18L217 17V19L219 20V22H221L222 20H225L224 22H226V20L227 19H229L230 17L232 18V17H236V15H238V11H239V13H241V15H240V17L241 18H237V19H239L240 21H238L237 20V26H236V28L239 26H241L242 25V22H249L252 18H254L257 14H258V10L261 8V6L264 4V0H252V2H251V0ZM193 2V1H192ZM205 2V1H204ZM204 2H202V3H204ZM209 2V1H208ZM211 2H212V0H211ZM210 2V3H211ZM193 3H196L195 1L193 2ZM259 3V4H258ZM168 4V5H167ZM212 4H214V2H212ZM212 4H210V6L209 7H207L208 9H206V11H210L209 10V8L212 6ZM215 4H216V2H215ZM215 4H214V8L213 7H211L212 8V10L214 9L215 10V7H217V6H215ZM254 4V5H253ZM216 5H218V4H216ZM202 6V5H201ZM200 6V8H205V7H201ZM207 6V5H206ZM219 6L221 7V4L219 3ZM223 6H225V5H223ZM222 6V7H223ZM199 5H194V8H193V10L191 11V17H192V21L195 19V18H198L197 16H195V18L193 19V12L195 11V8L197 9V13L199 12V11H201V10H199ZM221 7V8H222ZM210 8V9H211ZM219 8V7H218ZM224 8V7H223ZM217 9V8H216ZM250 9V10H249ZM203 10H205V9H203ZM203 10L200 12L201 13V15H202V12H203ZM246 10V11H245ZM161 11V10H160ZM170 11V10H169ZM229 11L230 12H232V11H234V13H232V15H226V13L228 12L229 13ZM248 11V12H247ZM156 12H159V11H156L155 10V13ZM211 12V11H210ZM244 12H246L245 13V16L242 14V13H244ZM252 13V14H250V13ZM204 13L206 14V12L204 11ZM222 13V12H221ZM220 13V14H221ZM158 14H160V13H158ZM190 14L188 15V17L190 16ZM195 15H197L196 13H194ZM210 14V16L212 15V17L211 18H208V17H210L209 15H208V13H207V19H208V21H211V23H215V21L217 20V19H214L215 17L213 16V14H214V12L212 11L211 13H209ZM250 14V15H249ZM163 15V13H162V11H161V14H160V16H159V18L161 17ZM165 15V18H166V14H164ZM198 15H200L199 13H198ZM216 15V14H215ZM222 15V14H221ZM226 17H228L227 19H225L224 17L225 16ZM234 15V16H233ZM253 15V16H252ZM203 16V15H202ZM202 16H200V18L202 17ZM239 16V15H238ZM187 17V18H188ZM191 17H189V19L191 18ZM172 18H174V16L172 17ZM175 18L176 19H178V20H176V19H172V20H176L177 21V24L176 25H178V23L179 22H181L182 24H180L179 23V25H182L183 27L187 24V19L186 20H183L182 21V19L181 18H179L177 15H175ZM203 18V20L202 21H200L201 19ZM200 20H199V18L198 19H196L197 21L196 22H199L200 24H202V22H204V20H205V22L204 23H206V24H203L201 27L202 28H204V30L205 31H203V29H202V31H203V34H205V33H207L206 32V27L207 26H209L210 27V25L211 24H208V21H207V19H204V17H202ZM248 18V19H247ZM89 19V18H88ZM87 19V21L90 23L91 21H89ZM106 19H108V18H106ZM164 19V18H163ZM188 19V23L190 22V20ZM210 19H212V20H214L213 22H212V20H210ZM233 19H235V18H232V20ZM242 19V20H241ZM86 20V19H85ZM232 20H228V21H231L230 23L232 24ZM236 20V19H235ZM249 20V21H248ZM86 21V22H87ZM93 21H96V23H98L97 22V20H93ZM93 21H92V25L93 24H95V23H93ZM108 22L110 21V20H107ZM158 21H162L161 19H159ZM158 21H157V23H158ZM176 21H175V23H176ZM191 21V22H192ZM195 21V20H194ZM207 21V22H206ZM75 23L77 22V24H79L78 22V20H75L74 21ZM73 22V23H74ZM83 22V21H82ZM85 22V21H84ZM104 23H105V19H104V21H103ZM113 22V21H112ZM141 21H139L138 22V25L140 26V27H142L141 26V23H140ZM150 22H152V21H150ZM159 22V24H161ZM163 22V21H162ZM168 23V20H166L165 19V23ZM171 22V21H170ZM173 22V21H172ZM184 22H186L185 23V25H183L184 24ZM191 22L189 23V24H191ZM195 22V23H196ZM223 22V21H222ZM223 22V23H224ZM234 22V21H233ZM236 22V21H235ZM81 23V22H80ZM101 23V22H100ZM99 23V24H100ZM111 23V22H110ZM130 23H133V21L131 22L130 21ZM153 23H156V20L153 22ZM164 23V22H163ZM218 23V22H217ZM217 23H215L216 25H217ZM87 24V23H86ZM109 24V23H108ZM112 24V26H113V23H111ZM111 24H110V26L109 27H112L111 26ZM117 24H119V23H117ZM152 23H149V25H151ZM169 25H171L170 23H168ZM196 24H198V23H196ZM195 24V25H196ZM240 24V25H239ZM91 24H87V26L89 27ZM135 25H136V28H137V24L135 23ZM134 25V26H135ZM153 25V24H152ZM162 25V24H161ZM161 25H159V27L161 26ZM164 25V24H163ZM163 25H162V28H163V31L162 32H165L164 30H166V32H167V29L169 28L168 26H167V24H165L168 28H166V27H163ZM176 25H171V27L173 26V28H174V26H176ZM179 25H178V27H179ZM193 25V24H192ZM199 25V24H198ZM194 26L195 28H200L199 26ZM205 25V26H204ZM207 25V26H206ZM212 25H214V24H212ZM219 26H220V23L218 24ZM222 25V28L220 27V29L222 30L224 27H226V26H229V27H231V28H234L233 26H235L234 24L233 25H230L229 24V22H228V24L227 23H224V24H221ZM224 25V26H223ZM86 26V25H85ZM84 26V24H83V27H85ZM86 26V27H87ZM94 26H96V25H94ZM93 26V27H94ZM102 27H103V24L101 25ZM101 26H100V28H101ZM105 26H107V24L106 25H104V29H105ZM155 26V27H154ZM153 27L154 28H157L156 27V25H154ZM187 26V25H186ZM191 26V25H190ZM215 26V25H214ZM214 26H212V28H214ZM83 27L81 26V28H79L78 30H77V32L80 34V38H81V40H83V42L84 41H86L87 42V44L89 45V44H100V45H102V44H109V43H112L113 42V39H110V41H112V42H109L108 40L109 39H105L104 40V37H99L98 35H99V28H98V30H94L95 29V27L92 29V31L91 30H89L90 29V27H89V29H87V34H85V31H86V27H85V30L83 29ZM97 27H99L98 25H97ZM108 27V26H107ZM133 27V26H132ZM144 27H146V26H144ZM144 27H142L143 29H144ZM150 27V26H149ZM170 27V28H171ZM181 27V26H180ZM179 27V28H180ZM187 27H189V25L187 26ZM187 27H184V28H181V31H179V28L175 31V30H171L170 28L168 29V32H169V35H171L170 34V31L173 33V31L176 33V39H179L178 41L176 40V42L174 41L175 39L174 38H172V40H171V36L169 37L168 35H166L165 37H167L166 39H163L162 38V40H165L166 41V44L165 43H163L164 41H162V40H160L159 38H161V36L162 35H160V33L161 32H157V34H154L156 31H158V30H162V29H160V28H157L153 33L151 32H149V30H148V32H146V29L144 30L145 32H142V33H147V34H149V35H153V37L151 36V38H153V39H151V40H153V41H155V35L157 36V35H159L158 37H157V39H159V41H161L160 42V44L159 45H157V47L158 46H160L161 45V47L162 48H164V49H162V50H159L158 51V49H160V47H158V48H155V49H157V51L160 53H158L157 55H158V58L160 59V57H161V55L163 56L164 54H170L169 56H165V57H168V59L169 58H172V59H170L171 60V63L170 62H167L168 60H166V64H168V63H170V65L168 64V65H166V64H163V63H161L160 61H161V59H160V61L158 60V58H157V56L155 55V51H154V54H153V51H152V49H154V47L156 46H152V49H151V45H150V42H149V45H148V43L146 44V42H148V41H144V40H146V38H149L150 36H143L144 37V40L140 37V35H141V31H138V30H136L135 28V30L133 29L132 31H131V33L133 34L134 32V35L133 36H139V37H135V40L134 41H137L136 39H138V38H141L144 42V44L142 43V42H140V43H138V45H136L133 41V47L131 48L130 47V49H128V55H127V57L129 56V52H131V54L133 55V56H136L135 58H137V57H139L141 60H146V61H149V63L151 62V61H154V63L156 62L157 63V65H155V66H159L160 68H162V69H165V67H168V68H170V66L172 65V61H174L173 62V65H172V67L175 65V64H177V63H179V64H177L178 66L180 65V63L182 64L181 65V67H183L184 68V65H183V62L180 60V57H179V55H178V53H177V48L180 46V44L186 39V37L188 36V35H190L191 33H193V32H196V33H198V34H201V35H203L201 32H199L198 31V28L197 29H194V27H193V29H191V31L190 32H188L189 31V29H187ZM192 27V26H191ZM190 27V28H191ZM238 27V28H239ZM130 28V27H129ZM151 28V27H150ZM154 28H151V29H154ZM172 28V29H173ZM177 28V27H176ZM208 28V27H207ZM216 28V27H215ZM214 28V29H215ZM217 28H219V27H217ZM80 29H83L84 30V36H88L89 34V37H93V36H98V38L99 39H97V38H95V39H97V40H95L94 39V37H93V39L94 40H91L92 38H89V37H83V33L82 32H79V31H82V30H80ZM97 29V28H96ZM112 29H114V31H116L117 32V34L119 33L120 35H122L123 37H125L124 38V40H123V42L124 41H126L128 38L129 39H131L133 36H131L132 34H130V33H127V34H125L122 30H121V28H118L117 26H115L114 28H112ZM185 29V30H184ZM209 29H211V27L209 28ZM208 29V30H209ZM102 29H100V31H101ZM107 30H108V28H107ZM107 30H105L106 31V33L105 34H107ZM140 30H141V28H140ZM188 30V31H187ZM217 30V29H216ZM215 30V31H216ZM221 30H218L219 32L221 31ZM94 31V32H93ZM109 31V30H108ZM152 31V30H151ZM179 31V32H178ZM185 31V32H184ZM91 32H92V34L93 35H91ZM102 32V31H101ZM165 32V33H166ZM178 32V33H177ZM185 33V34H180V35H177V34H179V33ZM210 32H211V30H209V34H210ZM94 33H95V35H94ZM103 33V32H102ZM101 33V34H102ZM112 33H115V32H113V30H111V32H110V34H112ZM165 33H163V35L165 34ZM217 33V32H216ZM100 34V35H101ZM211 34H214L213 33V29H212V32H211ZM211 34H210V36H211ZM81 35H82V37H81ZM113 35V34H112ZM216 35V34H215ZM108 36V35H107ZM119 36V35H118ZM118 36H114V37H116V38H118ZM203 36H205V35H203ZM206 36L208 37L209 35H208V33L206 34ZM205 36V37H206ZM210 36H209V38H210ZM121 37V36H120ZM155 37V38H154ZM164 37V36H163ZM180 37H181V39H183V41H180L181 39H180ZM206 37V38H207ZM214 37V36H213ZM112 38V37H111ZM171 40H169V39ZM209 38H207L208 40H210ZM79 39V38H78ZM141 39H139V40H141ZM121 40H122V37H121ZM148 40H150V38L148 39ZM168 40V41H167ZM79 41V40H78ZM120 41V39L118 40V42ZM158 41V40H157ZM179 41H180V43H179ZM80 42V41H79ZM83 42H81V43H78V46H80L81 47V49H80V47H79V49L80 50H82V51H84L83 49H84V47L86 48V46L87 45H82V43ZM89 42V43H88ZM108 42V43H107ZM115 42H116V40H115ZM114 42V43H115ZM121 42V43H120ZM119 43H120V45L122 44V41H120ZM128 42V43H127ZM130 40H128V41H126V42H124V43H126V45H130ZM170 42V43H169ZM173 42V43H172ZM179 44H178V43ZM114 43H112V47H120V46H118V44L116 45V44H114ZM123 43V45H125ZM162 43V44H161ZM79 44H81V45H79ZM141 44V47H142V49L144 50V48L143 47H145L146 48V51H144V53H149L150 51H151V55L153 54L154 55V57L156 56V58H151V56L149 57V58H146V57H144V54H143V56H140V53L138 52V46ZM142 44L144 45V46H142ZM146 44V45H145ZM151 44H153V42L151 43ZM155 44V43H154ZM163 44H165V45H163ZM169 45V47H167L166 45ZM171 44V45H170ZM176 44H178L177 46H176ZM76 45V44H75ZM91 45H89L88 47H90V48H88V49H90V51L92 50V49H94V47L93 48H91L92 46ZM125 45V46H126ZM128 45V46H129ZM163 45V46H162ZM106 46V45H105ZM127 46V47H128ZM130 46H132V45H130ZM107 47V46H106ZM149 47H150V50H149ZM165 47L166 48H168V49H165ZM77 48V47H76ZM83 48V49H82ZM97 48V49H96ZM100 48V46H97V47H95V50L97 51H100V52H102V50L104 49V48H102V49H99ZM139 48H140V46H139ZM79 49H77V50H79ZM106 49V48H105ZM141 49V50H142ZM95 50H93V51H95ZM141 50H140V52H141ZM143 50H142V52H143ZM147 50H148V52H147ZM172 50V51H171ZM86 51H88L87 50V48H86ZM96 51H95V54H96ZM104 51H110V50H108V49H106V50H104ZM118 51V50H117ZM164 51H166V52H164ZM170 51V52H169ZM85 52V51H84ZM84 52H76L77 54H81V55H83L84 54ZM92 52V51H91ZM90 52V53H91ZM99 52H97V55L100 57V55L98 54ZM104 53V52H103ZM105 53H108V52H105ZM139 53V54H138ZM85 54H89L88 52H86ZM94 54V53H93ZM91 55L92 57L94 56V55ZM100 54H102V53H100ZM145 55H147V56H149L148 54H145ZM152 55V56H153ZM176 57V61H178V62H176L175 60H173V57ZM91 56L90 55H88L87 56V58L89 57V58H91ZM98 56L96 57V56H94V60H96L97 58H98ZM83 57H85V55L84 56H82V58H81V60L82 59H86V58H83ZM96 57V58H95ZM104 57V56H103ZM123 57H125V56H123ZM102 58V57H101ZM126 58V57H125ZM125 58H123L124 59V61L126 60ZM177 58H178V60H177ZM80 59V58H79ZM134 59V58H133ZM175 59V58H174ZM91 60H93V58H91ZM93 60V61H94ZM128 60V59H127ZM130 60H132L131 58H130ZM136 60H138V59H136ZM141 60H140V62H141ZM103 61V60H102ZM123 61V62H124ZM80 62V61H79ZM86 62V61H85ZM127 62V61H126ZM126 62H125V64H126ZM128 62H130V61H128ZM127 62V63H128ZM140 62H138V63H140ZM176 62V63H175ZM89 63V62H88ZM95 63V62H94ZM144 64H145V62H143ZM148 63V64H149ZM165 63V62H164ZM83 64V63H82ZM87 64V63H86ZM86 64H85V66H86ZM90 64V63H89ZM91 64H93V62L91 61ZM96 64V63H95ZM124 63H123V65L121 64V66H125V68H128V67H130L131 66V64H130V66L129 65H127L128 67H126V65H125ZM135 64H137V63H134L133 65H135ZM147 64V65H148ZM152 63H150V66L149 67H151V66H154V65H151ZM77 65H79V64H77ZM94 65V64H93ZM93 65H91V67L93 66ZM140 65H142V62L140 63ZM95 66V65H94ZM121 66L119 67L120 69H121ZM137 66H138V64H137ZM178 66L176 67H174V68H172L171 67V69H172V71H171V69L169 70V72H166L165 71V78L163 77V79H166V80H163L164 81V84H167V83H165V82H167V80H168V84L166 85V86H168L170 83V81L169 80H171L172 79V81L173 82H177V80L178 81H181V83H187V82H189L192 78H193V72L190 70V69H187L188 70V73L186 74L185 73V71H183V68H181L179 71H182V72H179V71H177L178 69ZM87 67V66H86ZM145 67V66H144ZM159 67H157V69H158V71L160 70V68ZM77 68H79V69H81L82 68V66H77ZM93 68V67H92ZM131 68V67H130ZM133 68H134V66H133ZM136 68H138V67H136ZM179 68H180V66H179ZM101 69H105L104 67L103 68H100V71H101ZM122 69H124V67H122ZM121 69V70H122ZM152 69H153V71L155 70L156 71V68L154 67H152ZM177 69V70H176ZM89 70V69H88ZM90 70H91V68H90ZM92 70H94V68L92 69ZM127 70V69H126ZM126 70L123 72L124 74L123 75H127L126 77L127 78H125L124 76H122V78H120V73L121 72H119V74H116L115 73V78L118 80L117 82H119L120 84H122V85H129V86H134L133 84H132V81L134 82V84L135 85H140V86H142V87H144L143 89H145L146 88V85H153L152 84V82L154 81V80H149V82H148V72L149 71H147V69H146V67L144 68V69H142V72H143V75L141 74V70H140V67L138 68V70H140V71H135L134 69L132 70V69H130L131 71H132V73H130V71H129V68H128V71H127V73H129V75L133 78V75H134V77H136L135 79H132V78H129L130 76H128V74L127 73H125L126 72ZM146 70V71H145ZM175 70V72H176V76L174 75V76H172V74L174 73L173 71ZM82 71H83V74H84V72H86L85 71V69H82ZM104 71V70H103ZM107 71V70H106ZM150 71H152V70H150ZM161 71V70H160ZM159 71V72H160ZM163 71V73H164V70H162ZM94 72V71H93ZM113 72V71H112ZM144 72H146V73H144ZM157 72V71H156ZM156 72H155V76H157L156 75ZM159 72H157V73H159ZM103 73H105V72H103ZM107 73V72H106ZM106 73H105V75H106ZM135 73V74H134ZM138 73V74H137ZM152 73V72H151ZM163 73H162V75H163ZM87 74H89V75H87ZM99 74H101V73H99ZM99 74H98V79H100V77L101 76H99ZM110 74V73H109ZM147 76H146V75ZM167 74V75H166ZM103 75V74H102ZM137 75H139L140 76V78L142 77V78H145L146 79V77H147V79L144 81V82H142V79H140V81H138V79H139V77L137 76ZM151 75H153V74H151ZM151 75H149V76H151ZM89 76V77H88ZM104 76V75H103ZM102 76V77H103ZM113 77H114V75H112ZM154 76V75H153ZM153 76H152V78H153ZM159 76V75H158ZM93 76H91V73L90 72H86V74H84L83 75V81H88L89 83H90V86H91V83H93V86H95L94 88H96V85H95V83L93 82V81H96V79L93 77ZM161 77V76H160ZM180 77V78H179ZM110 78V76H107L106 75V79L105 80H101L100 79V84L101 85H106L107 83H111L112 85H114V86H119V84H117V85H115L116 83V81H115V78H114V80H108ZM124 78V80H122ZM128 78H129V80H128ZM138 78V79H137ZM155 78V77H154ZM157 78V77H156ZM162 78V77H161ZM102 79H104V78H102ZM111 79V78H110ZM127 79V80H126ZM150 79V78H149ZM130 80H132V81H130ZM175 80V81H174ZM129 81V82H128ZM136 81H138V82H136ZM147 81V82H146ZM159 81V80H158ZM157 81V82H158ZM131 82V83H130ZM156 82V81H155ZM154 82V83H155ZM180 83V84H181ZM122 85H120L121 86V89H122ZM159 85V84H158ZM182 85V84H181ZM156 86V85H155ZM155 86H154V89H153V92H155V96L154 95H151V96H154V98L156 97V95H158L159 93H161V91H163L164 90V88L163 87H158V88H160L159 90L160 91H158L157 90V88L155 89ZM165 86V85H164ZM183 86V85H182ZM104 87V86H103ZM109 87H111V85L110 86H108V88H107V86H105V88H104V92H106V90H108L109 89ZM125 87V86H124ZM123 87V89H124V91H125V89H126V87L124 88ZM130 87V88H131ZM136 87H138V86H136ZM136 87H134V88H136ZM141 87V88H142ZM148 87V86H147ZM184 87V86H183ZM101 88H102V86H101ZM114 88V87H113ZM128 88V87H127ZM130 88H128L129 90L128 91H130ZM139 88V87H138ZM149 88V87H148ZM150 88H152V87H150ZM166 88V87H165ZM185 88V87H184ZM90 89L92 90V86L90 87ZM111 89V88H110ZM122 89V90H123ZM163 89V90H162ZM186 89V88H185ZM127 90V89H126ZM132 90V89H131ZM137 90H139V89H137ZM136 89L134 90V91H137ZM142 90V89H141ZM140 90V91H141ZM150 90V89H149ZM155 90V91H154ZM243 90V89H242ZM246 90V89H245ZM109 91V90H108ZM115 91V93L116 92H118V91H116V89L114 90ZM139 91V92H140ZM144 91V90H143ZM156 91H158L157 92V94H156ZM187 91V94L188 95H190L191 93H192V90L189 88V89H187L186 90ZM231 91H232V89H231ZM248 90H246V92H244V90H243V92L244 93H246V94H244V93H242V91H240L241 93H239L236 97L238 98V103H234L233 101H231V100H228V102L229 101H231L230 103H232L231 105H230V103H229V105L231 106V107H233V106H237V109H239L238 111L240 112V111H242L241 113H240V115H238V117H235L236 119H235V121H233V123H231V125H230V127L229 128H225L224 129V131H222L221 133V135L220 134H218V132H217V134L220 136L219 138L217 137L218 135H214V136H212V135H210V137H208V138H210V139H206V140H203V138H207L206 136H209V134H207V133H204V132H206L207 130H209L208 128L210 127H208L207 129H206V126H205V124H204V126H205V129H204V127L202 126V124H203V122L205 123V122H208V123H206V125H211V123H214L215 121L217 122V123H219V122H221V121H223V120H220V116H221V114H224L225 116H227L228 117V113H230L231 114V112H233V111H231L230 112V110L229 109H233V108H229V109H225V108H223L221 105H223V104H215V105H213V106H215V110H214V107H212V103H210L206 108H205V111L208 113L207 115H206V117H204V118H194V117H192V115H188L187 117L185 116V117H183V118H181V116H184V115H187V112H190V111H192V108H191V106L188 104V103H181L180 105H177V106H175V107H173V108H171V111H177V112H181V110H183L182 111V115L179 117L177 114H175V115H173V114H169V115H161L160 113H159V108L157 107V105L155 104V102H154V98L153 97H151L150 98V103H149V105H150V107H149V109L147 108L149 105H148V102L146 101V99H144L146 102H145V106H147L145 109L146 110H148V111H146L145 109H141L140 108V110H137V108H138V106H137V104H140L139 106H143L144 104L137 98V97H142V99L143 98H145L143 95H145V93H142V91H141V94H142V96H140V95H138V94H140V93H138V94H135V95H138V96H136V101H138L137 103L135 102V100L133 101V102H135V105L134 106H137V108H136V110L137 111H142V113H147V114H141V113H139L138 114V116H140V117H143V116H145L146 117V115H148V114H150V115H148L147 117L149 118H146V119H148V120H146V119H144L145 120V122L147 123H145V122H142V123H140L141 122V119L142 118H140V117H137L136 119H138V121H135V119L133 118V116H131V115H134V114H131L130 115V117L129 118H127V119H130L129 121H130V123L129 124H127L126 122H128L127 120H126V122L124 123V124H122V123H120V125H119V127L116 129V130H113L114 132H113V135L114 136H117L118 138H119V143H117V151H116V153H117V156H118V163H120V164H118L117 163V165H120V166H117L118 168H122L123 170L125 169L126 171H124L125 173L127 172V170H129V173L131 172L130 171V167L129 168H124V165H126L127 166V164H128V166H130L131 164H133L134 163V159H135V161H137V158H139V160H140V162L142 161L143 163H144V165H142L140 162V164L143 166V168H141L142 169V171H140V170H138L139 172H135V171H137L136 169H134L133 170V172H131V175L129 174L128 175V173H127V175L129 176V177H127L126 175H125V178H127L126 180H129L127 183H128V185L129 186H131V185H134V186H131L129 189H128V191L126 190L127 189V187L125 188V190L123 189L124 187H121V186H126V181H125V179L124 180H122V181H120V182H122V183H124V184H118L117 182H116V178H115V183H116V186H117V184L118 185H120V187H119V189H121L122 190V192H121V194H124L123 196H125L126 194H128V195H126L125 197H124V202H123V204L125 203V205H127V201L129 202V204L127 205V207L128 208H125L126 206L125 205H122V206H125L124 208H122L121 207V209L123 210V211H126V209H127V213H128V216H130V214L129 213H131V216L133 217V218H136V219H133L132 217H129V218H131L132 220L130 221V219H129V221H130V223L132 222V223H134V222H136L135 224H133L134 226H135V228H140V229H137V230H133L132 228L134 227V226H131L132 224H130L129 223V227H128V230H127V226L125 227L126 229L124 230V228L122 229L123 230V233L124 234H126L127 233V235H124V236H122V235H119V236H122V237H120V238H118L119 236H117V235H115V233H114V231H112V234H111V232H109V234H111L110 235V237H109V235L107 236L106 234H108V233H104L105 234V236L102 234L101 236H98V237H95V238H91L92 240H94V239H97V242H96V240H94L95 242H96V244L97 245H95V244H93V245H95V246H90L89 247V243L88 242H92V240H90V241H87L88 239H86V238H84L86 241L85 242H83V241H80V238L81 237H79V241L78 242H76L75 244H74V251L76 252L77 250H78V252H76L77 254L80 252V255L78 254H76L75 253V258L76 259H78L79 257L81 258V260L80 259H78V262H82V263H85V262H88L89 263V261L90 260H92V261H95V260H97L98 262H100V264H102V262H103V258H104V252L106 251V249H107V247H109V246H113V245H115V244H117V243H119V242H124V241H129V240H135V239H137L138 241H139V243H140V249H139V252H137L136 254H130L129 252H122L121 254H119L118 255V257H119V260H118V264H120L121 263V260L122 259H125V258H127V255H137L138 253H142L143 254V257L145 258V259H147V264H150L151 263V261L154 259V261H152L153 263L152 264H160V262H161V260L163 261L161 264H185L186 263V261H187V264H194V263H203V264H211V261L213 260V261H215V262H212V264H222V260H223V263L224 264H236V263H238L239 264V262L241 263V264H253V263H255V264H262L263 262H264V250L262 249L263 247H264V213L262 212V211H259V209H258V203H259V201H260V197H261V195L263 194V192H264V188H263V185H264V178L262 177V175H260L259 174V166H260V164L262 163V162H257V158H256V151H257V145H255V143L252 141V140H250V138L248 137V133H249V131H251L256 125H258V124H260V123H262L263 121H264V105L262 104L263 102H264V96H263V94H264V90H263V92H261L260 94H257V95H261V96H257L258 98H260L261 97V99L263 100V101H261V99H259L258 100V98L256 97V95L254 94V92L253 93H250V92H247ZM249 91H251V90H249ZM102 93H103V90L101 91ZM132 92H133V90H132ZM138 92V91H137ZM146 92H150V91H146ZM107 93V92H106ZM111 94H113L112 92H110ZM119 95L121 94L120 93V90H119ZM125 94H126V92H124ZM135 93V92H134ZM249 93V94H248ZM108 94H109V92H108ZM110 94V95H111ZM128 94H131V93H128ZM152 94V93H151ZM103 95H105V93L103 94ZM119 95H116V96H119ZM124 95V94H123ZM127 95V94H126ZM134 95V96H135ZM146 95H148V94H146ZM107 96V95H106ZM149 96L150 95H148V96H146V98L149 100ZM263 96V97H262ZM107 97H109V96H107ZM112 97V96H111ZM127 97V99L130 97V95L128 96H126ZM126 97H124V98H126ZM110 98V97H109ZM113 98V97H112ZM114 98H115V95H114ZM119 98V97H118ZM123 98V99H124ZM132 98V97H131ZM134 98V97H133ZM153 98V99H152ZM256 98H257V100H258V102L259 101H261L260 103H258V105L259 104H262L263 106H256V104H254V101L257 103V100H256ZM121 99V98H120ZM152 99V100H151ZM143 100V101H144ZM132 101V100H131ZM141 103L143 104V105H141ZM147 103V104H146ZM219 103H222V102H219ZM154 105L153 107H151V105ZM185 104V105H184ZM224 104H226V102H224ZM234 104V105H233ZM133 105V104H132ZM218 105H219V107H218ZM233 105V106H232ZM133 106V107H134ZM223 108V110L225 109L226 110V112H224V111H219L220 109H222L221 107ZM226 106V105H225ZM183 107V108H182ZM186 107V108H185ZM210 107H211V109H210ZM249 107H252V109L250 110L249 109ZM90 108H91V106H90ZM152 108V109H151ZM187 108H189V109H187ZM212 108H213V111L215 112V113H218V115H219V120H218V118H214V119H212L211 117L209 118V116H210V114H212ZM228 108V107H227ZM236 108V107H235ZM255 108H259L260 110H259V112L258 113H260V115H258L256 112L258 111V109H257V111L255 112ZM92 109V108H91ZM134 109V108H133ZM139 109V108H138ZM211 110V113H210V110ZM154 110H156L155 112H153ZM180 110V111H179ZM184 110H187V112H185ZM208 110V111H207ZM228 110H229V112H228ZM145 111V112H144ZM150 111V112H149ZM238 111H236L237 112V114H238ZM250 111V113L253 115V117L255 116V114L256 115H258L259 116V118H258V116H257V119L256 120H254L253 119V117H252V115L250 114V113H248ZM252 111V112H251ZM253 111H254V113H253ZM263 111V112H262ZM186 114H185V113ZM135 113V112H134ZM210 113V114H209ZM245 113V114H244ZM248 113V114H247ZM135 114H137V112L135 113ZM156 114H158V116L156 115ZM228 114V115H227ZM153 115V116H152ZM160 115V116H159ZM177 115V117H179L178 119H177V117H176V120L174 119L175 117L174 116H176ZM180 115V114H179ZM223 115V116H224ZM233 115H235L234 113H233ZM244 117H243V116ZM252 117H250V116ZM152 116V118L151 119H156L157 120V124H159L160 125V127H162V128H164V127H166L165 129H163L162 130V128L160 129L159 127H155L154 125H156V126H158L156 123H155V119L154 120H151L150 119V117ZM155 116V117H154ZM164 116V117H163ZM166 116H170L169 118L171 119V117L174 119V120H171L170 121V119H168L167 118V120H166ZM224 116V117H225ZM230 116H232V115H230ZM229 116V118H231V119H233V117H230ZM235 116H237V115H235ZM246 116V117H245ZM133 119H132V118ZM134 117H136V115L134 116ZM190 117H192L191 119L192 120H194L195 121V123H193V124H197V125H193L192 124V122H194V121H190V120H188V118H190ZM208 117V118H207ZM251 118V123H252V120H254V125H253V123L250 125V126H252V128L251 127H249V124H250V118ZM261 117L263 118V120H261ZM161 118H163L165 121H166V123L165 124H162L163 122H164V120L163 119H161ZM229 118H227V119H229ZM244 119V118H246L245 120H242V119ZM247 118H249V119H247ZM254 118H256V117H254ZM132 119V120H131ZM163 120V121H159V120ZM187 119V120H186ZM223 119V118H222ZM227 119L225 120L226 122H228L227 121ZM231 119H229V121L231 120ZM239 119L240 120H242V124H243V130H242V127H241V124L239 123ZM259 119V120H258ZM140 120V121H139ZM185 120H186V122H185ZM215 120V121H214ZM131 121H135V124L138 126V127H140V129L139 128H136V126H135V124H134V122H133V124H134V126H132L133 124L131 123ZM143 121V120H142ZM180 121H184V123H186V124H188L187 126H189L188 127V130L190 131V128L192 127V129H193V131H196V132H198V134H199V131H201V130H199L198 128H196V126H198L199 124H201V126L199 125L198 127H201V128H203V130H206V131H203V134H201V135H203L202 137L203 138H201V135H200V138H198L199 137V135H197L198 137V140H194V141H197V142H194L193 140H188V139H191L192 138V135L194 134V135H196L195 133H193V134H191V136H189V137H187L188 135H186V138H183L182 137V134H186L187 133V126L186 127H184L185 125H181L180 124V127H183V131H184V128H186L185 130V132L183 133V131L181 132V134L180 133H178V129H180L178 126H179V122ZM188 121H189V123H188ZM248 121H249V123H248ZM257 121V123L255 124V122ZM137 122H138V124H137ZM150 122H152L151 124L154 126V128H156V130L152 127V125L151 124H149ZM168 122H170V123H168ZM199 122V123H198ZM201 122V123H200ZM231 122V121H230ZM104 124H103V126H105L106 125V123L105 122H103ZM145 123V124H144ZM181 123H183V122H181ZM240 124V125H238V124ZM264 123V122H263ZM178 124V125H177ZM221 123H219V124H217V125H220ZM225 123L223 122V126H225L224 125ZM228 124V123H227ZM235 124H237L238 126H240V128L238 129L237 127V125H235ZM247 124V125H246ZM145 125V126H144ZM148 125H149V127H148ZM150 125H151V127H150ZM176 125H177V128H176ZM195 126V130H194V127L193 126ZM216 125V124H215ZM214 125V126H215ZM147 126V127H146ZM168 126H170L169 128H168ZM213 125H211V127H212ZM247 126V127H246ZM120 127H122V128H120ZM124 127V128H123ZM142 127V128H141ZM145 127V128H144ZM211 127H210V130H212L211 129ZM217 127V126H216ZM215 127V128H216ZM246 127V128H245ZM249 127V131H248V128ZM125 128H127V130H125ZM134 128V129H133ZM135 128H136V130H135ZM145 130H144V129ZM149 128H151L150 130H149ZM153 128V129H152ZM159 128V129H158ZM200 128V129H201ZM250 128H251V130H250ZM104 129L106 130V126L104 127ZM115 129V128H114ZM121 129H123V130H121ZM128 129H132V132H131V135L132 136H134V137H132V138H130V137H128V133H126V134H124V131H129ZM158 129V130H157ZM169 131H168V130ZM172 129V132L170 131ZM192 129H191V131H192ZM244 129H246L247 130V132L248 133H246V131H244ZM119 130H121V132L124 134V139H123V141H122V138L121 137H123V135H121V132H120V135L118 136V131ZM154 130V131H153ZM161 130V131H160ZM180 130H182V129H180ZM199 130V131H198ZM109 131H111V130H109ZM115 131H117V133L115 132ZM146 131V132H145ZM148 131V132H147ZM152 131V132H151ZM160 131V132H159ZM166 131H168V133H165V135L166 136H164L163 134H164V132H166ZM188 131V133L190 134V133H192V132H189ZM241 131V132H240ZM242 131H244V132H242ZM112 132V131H111ZM157 132V135H158V132H159V135L158 136H156V133ZM163 132V133H162ZM174 132V133H173ZM175 132H176V136L177 135H179L178 137L180 138V141H182V138L183 139H187L186 141L188 142V144L189 143H191L192 142V144L194 143L197 147H201V142L200 141H203L202 142V146L204 147V145H206V144H208V145H206V149H205V147L203 148V149H201L200 150V148H197L196 146V148L193 146V145H191V144H189L187 147L188 148H186V146H184V145H187L186 143V141L184 140L183 142L185 143V144H183V143H180V141L179 140H176V139H179V138H174L175 136L173 135V134H175ZM114 133H116V134H114ZM139 133V134H138ZM141 133V134H140ZM148 133V134H147ZM161 133H162V135H161ZM171 133V135L172 136H174V137H171V136H168L169 134ZM201 133V132H200ZM208 133H212V132H208ZM109 134H111V133H109ZM154 134V135H153ZM184 134V135H185ZM205 134H206V136H205ZM247 134V135H246ZM130 135V134H129ZM183 135V136H184ZM193 135V136H194ZM110 136V135H109ZM112 136V135H111ZM146 136V137H145ZM149 136V137H148ZM168 136V137H167ZM156 137H158V138H156ZM161 137V138H160ZM216 137V138H215ZM152 138V139H151ZM165 138H173L172 140L174 141V143L171 141L170 143H172L171 144V146H173V147H169V145H170V143L168 144V143H166L167 141V139L166 140H164V142L162 141L163 139H165ZM213 138H214V140L216 141V139H217V141L215 142H213ZM131 139H133L134 141L136 140L137 142H135V144H138V139H140V141H139V145H136V147H139V146H141L140 148H143V149H141V151L142 150H147V152L146 151H144L145 152V154L146 155H141L140 153H141V151L138 149V148H136V149H138L139 151V154L138 155H141V156H137L136 154V158H133V159H131V157H134V155H130L131 154V152L134 150L133 149V147H131V145H132V143L134 142L133 140L131 141V143H129V145H130V147H129V145L128 144H126L125 145V142H127L126 140H131ZM146 140V141H148L147 139H151L150 141H152L153 139H155V140H157L158 142L156 143L155 142V140H154V143L156 144V147H158L157 145L159 144L160 146H162V142L163 143H165V144H167L168 146L167 147H165L166 149V151L163 149V150H158V148H156L157 149V151H159L161 154L160 155H157V156H154L155 155V153L154 152H152V151H155L156 149L153 147V146H151V147H153L152 148V150H151V148H150V146L148 145L149 144V142H146L147 143V145L149 146H147V145H145L144 143L142 144V142H143V140ZM168 139V140H169ZM176 141H178L176 144H178V145H174L175 144V140ZM193 139V138H192ZM194 139H196V136L194 137ZM202 139V140H201ZM224 139H227L228 141H232V142H236V141H240V140H243V142H242V144L240 145V147L236 150V151H234L233 153H232V155L231 156H228L224 151H222V150H219V149H215V148H219V146H220V144L224 141ZM160 140H161V142H160ZM171 140V139H170ZM169 140V141H170ZM125 141V142H124ZM166 141V142H165ZM204 141H206V143L204 142ZM247 141H249L248 143H247ZM130 142V141H129ZM145 142V141H144ZM153 142V141H152ZM150 143V144H153V145H155L154 143ZM209 142V143H208ZM211 142H212V144H211ZM161 143V144H160ZM200 143V144H199ZM204 143V144H203ZM165 144H163V147L165 146ZM198 144H199V146H198ZM210 144V145H209ZM245 146H244V145ZM246 144H247V146H246ZM248 144H250L249 146H248ZM122 145V146H121ZM191 145V146H190ZM124 146V147H123ZM183 146V147H182ZM193 146V147H192ZM212 146V147H211ZM119 147H120V149H119ZM124 149V148H130V149H127V151H126V149H124V150H122V148ZM162 147V148H163ZM178 147V148H177ZM208 147V148H207ZM244 147H246V148H244ZM135 148V147H134ZM176 148V149H175ZM192 148V149H191ZM244 148V149H243ZM154 149V150H153ZM179 149H181L180 151H179ZM193 150V154L189 151V152H186V150ZM194 149L196 150V152H198V157H201V156H203L204 157V160H203V157H201L200 158V160H203V161H201L200 162V160L198 161V162H200L201 164H199L198 162H197V159H198V157L196 158V152L194 151ZM213 149V150H212ZM242 149V150H241ZM167 150L171 153V151L173 152L174 150H176V151H174L173 152V154L171 155V157H170V155L167 153ZM120 151H122V153L120 152ZM123 151H125L126 152V154H125V152L123 153ZM131 151V152H130ZM135 151V150H134ZM151 151V152H150ZM177 151H178V153H177ZM183 151H185L186 153H185V155H182V154H184L183 153ZM240 151H245L244 153L243 152H241L240 153ZM144 152L142 151V153L144 154ZM159 152H158V154H159ZM166 154H165V153ZM182 153L181 155L183 156V157H188V158H190V160L191 159H195V160H192L191 162H193V161H195V164L193 163V165L192 166H194L195 168H197V170L195 169H193L192 168V166L190 165V161H188V158L187 159H184L182 156V159H183V161H185L184 163H186L187 165H185L184 163H181L182 162V160H181V165L179 164V165H176L178 162H177V160L179 161L180 160V156H179V154L180 153ZM201 152V153H200ZM236 152H238L237 154H236ZM132 153H134V152H132ZM164 153V154H163ZM196 153V154H195ZM199 153H200V155H199ZM203 153H204V155H203ZM122 154V155H121ZM124 154V155H123ZM175 154V155H174ZM189 154H191V155H189ZM241 154V155H240ZM246 154V155H245ZM151 158L152 157V160H150L151 162L149 163L147 160H148V156ZM173 155H174V157H173ZM196 155V156H195ZM208 157H206V156ZM244 155H245V157L246 158H244ZM167 156V157H166ZM194 157V158H191V157ZM240 156V157H239ZM121 157V158H120ZM123 157V158H122ZM130 157V158H129ZM177 159H176V158ZM235 157H237V158H234ZM121 159V162H120V159ZM153 158H154V160L156 159V161L154 162V160H153ZM170 158H172V159H170ZM129 159H131L132 160V162L129 160ZM174 159V161L172 162V160ZM176 159V160H175ZM219 159V160H218ZM160 160V162H161V164H160V162H158V161ZM168 160V161H167ZM171 160V161H170ZM233 160V161H232ZM241 160V161H240ZM246 160V161H245ZM123 161H125V162H123ZM127 161H128V163H127ZM146 161L149 163V164H151V165H155L156 166V164L157 163H159V165L160 166H162L163 164L164 165H166V166H164V168H163V171L164 172H166L165 174H166V176H168L169 177V179L166 177L165 178V182H168V181H170V180H173V181H170V183H171V185H172V182H174V184H173V186L171 187L170 185L168 186V184H167V187H165L166 185H165V183H163L164 182V176H163V178H161V179H159V182H160V185H158V181H157V178L155 179V177H156V174L155 175H153V176H155V177H152V178H154V180H150V176H152V174L151 175H149V180H143L144 182H142L140 179H138L139 181H140V183L141 184H143V186L140 184L139 186L142 188L141 190H144L146 193L144 194V193H142L143 191H141L140 190V188H138L139 186H137V189L139 190V194H140V199H136L135 198V196L136 195H138V196H136V197H138L139 198V194H134V190L132 189L133 187L136 189V183H134L135 182V180H136V177L134 176L136 173L137 174H141V172L143 173V172H145L146 174L148 173V171H149V167H153V166H147L146 164ZM172 162L173 164H171V166L169 165L170 164V162L167 164L166 162ZM176 161V162H175ZM223 161V162H222ZM240 161V162H239ZM244 161V162H243ZM252 161V162H251ZM255 162V165H254V162ZM222 162V163H221ZM233 162H235V163H233ZM247 162H248V164H247ZM250 162V163H249ZM124 163H126V164H123ZM136 163V162H135ZM174 163H175V167H179V168H173L174 167ZM199 165H198V164ZM215 163V164H214ZM253 165H252V164ZM182 164H184L185 166H183ZM192 164V163H191ZM197 164V165H196ZM214 164V165H213ZM249 164H251L250 166H249ZM123 165V166H122ZM169 165V166H168ZM213 165V166H212ZM235 165V166H234ZM237 165V166H236ZM238 165L239 166H241V167H238ZM125 166V167H126ZM136 165L134 164V167H135ZM139 166V165H138ZM137 166V167H138ZM141 166V167H142ZM159 166V167H160ZM173 166V167H172ZM188 166H191V167H188ZM199 166V167H198ZM207 166H210V167H207ZM234 166V167H233ZM242 166H243V169L245 168V167H250V171H247L248 169L246 168L245 170H243L242 169ZM245 166V167H244ZM252 166V167H251ZM111 167V166H110ZM157 168H158V166H156ZM163 167V166H162ZM162 167H160V168H162ZM171 167H172V170H171ZM207 167V168H206ZM229 167H231V170H230V168ZM232 167L233 168H235V167H237V168H235V169H232ZM112 168V167H111ZM131 168H132V165H131ZM154 168V167H153ZM182 168V169H181ZM192 168V169H191ZM209 168V169H208ZM212 168V169H211ZM241 168V169H240ZM117 169V168H116ZM138 169H140V167H138ZM148 169V170H147ZM152 168H150V171H153V170H151ZM159 169V168H158ZM201 169V170H200ZM222 170V171H220V172H222L224 175L222 176V173H220L219 172V170ZM132 170V169H131ZM162 170V169H161ZM193 172H192V171ZM204 170V171H203ZM210 170V171H209ZM251 170H253V171H251ZM150 171H149V173H150ZM154 171H156V170H154ZM162 171V174L164 173ZM195 171V172H194ZM200 171H202V172H200ZM216 171H217V173H219V175L217 174V175H215V176H213L214 174H216ZM118 172V171H117ZM123 172V173H124ZM190 172V173H189ZM231 172V173H230ZM250 172V173H249ZM253 172V173H252ZM119 173H121L122 174V172H119ZM132 173H134V175H132ZM157 174L158 173H160L161 174V171H157L156 172ZM194 173V174H193ZM203 173V174H202ZM206 173V174H205ZM212 173H214V174H212ZM248 173V174H247ZM144 174V173H143ZM145 174V175H146ZM154 174V173H153ZM251 174V175H250ZM142 175V174H141ZM144 175V176H145ZM164 175V174H163ZM213 176V178H212V176ZM118 176H119V174H118ZM132 176V177H131ZM143 176V175H142ZM141 176V177H142ZM143 176V177H144ZM160 176V175H159ZM216 176H220V177H218V179L219 178H221V176H222V180L221 179H219V180H217L216 179ZM238 176V179H241L240 181H241V183L242 184H240L239 182L238 183H235L234 184V182H235V180L237 181V179H235L236 177ZM240 176V177H239ZM132 178V180H131V178ZM133 177H135L134 179H133ZM139 178H140V176H138ZM147 177V176H146ZM158 177V176H157ZM172 177V179H170ZM205 177H207L208 179L210 178V180L212 181L214 178L216 179L215 181L217 182V181H219L217 184L216 183H212V185H210L211 184V182L209 183V181H208V179H207V181H206V183H208V185H206V184H203V186H202V183H205V180L204 179H206ZM226 177V178H225ZM251 177V178H250ZM120 178H123L122 176L120 177ZM203 178V179H202ZM225 178V179H224ZM247 178V179H246ZM249 178V179H248ZM144 179H145V177H144ZM147 179H148V177H147ZM166 179H168V181L166 180ZM195 179V180H194ZM233 179V180H232ZM235 179V180H234ZM244 179V180H243ZM119 180V178L117 179V181ZM134 180V181H133ZM157 182H156V181ZM161 180V181H160ZM198 180V181H197ZM124 181V182H123ZM131 181V182H130ZM146 181V182H145ZM177 181V182H176ZM214 181V180H213ZM234 181V182H233ZM130 182V183H129ZM133 182V183H132ZM136 182H138V181H136ZM148 182V184H149V186H150V188L149 189H147V187H145L146 189H147V191H146V189H144V184H145V186H146V183ZM156 182V185H158V186H162V187H158L157 188V190L156 191H152V193L153 192H156V194H157V196H156V194L155 193H151V191H148V190H151V188L154 186V185H152L151 186V183H155ZM162 182V183H161ZM169 183V182H168ZM176 183H177V185H178V187L177 186H174V185H176ZM179 183V184H178ZM196 183H201V185H198V184H196ZM251 183V184H250ZM194 184V185H193ZM197 185V187H196V185ZM214 184V185H213ZM216 184V185H215ZM238 184L240 185V186H242V187H240V186H238ZM137 185H138V183H137ZM163 185H165V186H163ZM191 185H193L194 187H190ZM235 187H234V186ZM250 185V186H249ZM206 186V189H204V187ZM210 186V187H209ZM215 186V187H214ZM156 187V186H155ZM165 187V189L166 190H164L163 188ZM182 187V189L181 190H179V189H177V188H181ZM187 187H188V189L190 188V191H191V193L193 194V188H199V187H201V188H199L200 190L202 189L203 190V194H199V189H197L198 190V192L196 193V197H197V200H199V198L201 197V196H203V195H205V196H203V198H206V199H204L203 201L201 200L202 199V197L200 198V201H197L195 198V201L193 202V196L195 197V195H193L192 196V194L191 193H189L190 191L187 189ZM209 187V188H208ZM212 187V188H211ZM240 187V188H239ZM247 187H248V189H247ZM250 187V188H249ZM118 188V187H117ZM167 188H168V190H167ZM261 188V189H260ZM132 189V190H131ZM136 189V190H137ZM169 189H171L170 191H169ZM209 189H211L212 190V192H210V194H208V193H205L206 191H208ZM245 189H247V190H245ZM258 189V190H257ZM138 190H137V192H138ZM152 190H155L154 188L152 189ZM172 190H174V191H172ZM196 189H194V191H195ZM201 190V191H202ZM206 190V191H205ZM210 190V191H211ZM245 190V191H244ZM256 190V191H255ZM132 191H134L133 193H132ZM176 191V192H175ZM182 191H184V192H182ZM205 191V192H204ZM237 191V192H236ZM254 191V192H253ZM125 192H128V193H125ZM131 192V193H130ZM149 192V194H147ZM178 192H179V194H178ZM209 192V191H208ZM243 192V193H242ZM247 192V193H246ZM249 192V193H248ZM130 193V194H129ZM161 193V194H160ZM163 193V194H162ZM167 193V194H166ZM174 194L175 195V197L176 198H172V199H175V200H172V199H170V201H169V203H167L168 205V208H167V210H165V207H167L166 206V204H164V202H161L162 200L163 201H165V200H169L168 199V195H170V194ZM241 193V194H240ZM133 194V195H132ZM142 194L144 195V196H142ZM155 194V195H154ZM171 194V195H172ZM183 194V197L184 196H187L188 194V196H190V194H191V197H192V203H191V201H190V204H191V206L193 207L194 206V209L191 207V214H189V211L188 210H182V212L181 213H185V214H181V216L180 217H178L177 216V218H180V222L178 221V219H177V221L179 222H175L176 221V219H175V221H173L171 218H175L174 216H173V214H171L172 212L173 213H177L176 212V209L174 210V208H178V207H181L182 205H183V203H184V205H186V207H188L189 205V202H188V200H190L191 199V197L189 198H187V197H184V198H186V199H184L186 202H187V204H185V201H183V202H181L179 199H178V197H180L181 195ZM185 194V195H184ZM195 194V193H194ZM218 194V195H217ZM225 194H228L229 195V197L228 198H224V196H225ZM246 194V195H245ZM248 194V195H247ZM251 194V195H250ZM145 195H147L146 197H148V198H150V199H146V197H145ZM163 196V195H165V196H167L166 198L167 199H165V197H164V199H161V198H163V197H160V196ZM174 195H172V197H174ZM178 195V196H177ZM180 195V196H179ZM198 195H199V197H198ZM238 195H240V196H238ZM127 196H131L132 198H130V197H127ZM134 196V197H133ZM142 196V197H141ZM150 196V197H149ZM160 197V199H159V201H158V198ZM207 196V197H206ZM214 196V197H213ZM218 196V197H217ZM236 196V197H235ZM249 196V197H248ZM256 196V197H255ZM128 199H127V198ZM145 197V199H144V202H141L140 204L139 203H134V202H136V201H143L142 199ZM156 197V198H155ZM182 197V196H181ZM255 197V198H254ZM126 198V199H125ZM133 198H135V200L133 199ZM156 199V201H155V199ZM247 198V199H246ZM129 199H132L131 201L135 204H133V203H131V201H129ZM152 199V200H151ZM210 199H211V201H210ZM214 199V200H213ZM250 199V200H249ZM147 200V201H146ZM149 200V201H148ZM206 200V201H205ZM247 201V203H246V201ZM254 200V201H253ZM152 201V202H151ZM173 201V202H172ZM177 201V202H176ZM146 202H147V204L149 205H147L146 204ZM156 202H158V203H160V204H158V203H156ZM167 202V201H166ZM165 202V203H166ZM182 203V205L180 204V203ZM202 202V203H201ZM214 202V203H213ZM154 203V204H153ZM157 205H156V204ZM165 206H158V205H162V204ZM194 203L195 204H198V206L197 205H194ZM200 203V204H199ZM205 203V204H204ZM212 203V204H211ZM254 203V204H253ZM139 204V206L138 207H140V209L137 207V205ZM141 204H143V205H141ZM176 206H175V205ZM211 204V205H210ZM154 205H155V207H154ZM188 205V206H187ZM201 205V206H200ZM213 205V206H212ZM247 205V206H246ZM174 206V207H173ZM178 206V207H177ZM205 206V208L204 209H207L208 207L210 208V212L208 211V210H206V211H203L202 209H203V207ZM216 206V207H215ZM230 206V207H229ZM244 206V207H243ZM183 207V206H182ZM190 207V206H189ZM188 207V208H189ZM196 207V208H195ZM200 207H201V209H200ZM207 207V208H206ZM242 207H243V209H242ZM162 208V209H161ZM171 208V209H170ZM184 209H186L185 208V206L183 207ZM197 208H199L200 210H202L201 212H198L199 213V215L197 216L196 214H197V212L195 211V213L196 214H192V211L193 210H196ZM211 208H213V210L211 209ZM214 208L216 209V210H214ZM221 208V209H220ZM230 208H232L233 210H234V212H231V211H233V210H231L230 211ZM128 209H129V212H128ZM180 209H182V208H180ZM246 210V212H245V210ZM152 210V211H151ZM164 210V211H163ZM172 210H174V211H172ZM199 210V211H200ZM220 210V211H219ZM227 210H229L228 211V213L227 212H225V213H223V211H227ZM161 211V212H160ZM168 211H169V213H170V211H171V213L169 214L168 213ZM177 211H179V209H177ZM198 211V210H197ZM216 211H219V212H217L216 213ZM248 211H250V212H248ZM161 213V214H157V213ZM187 212V213H186ZM239 212H240V214H239ZM127 213H125V215H127ZM132 213H133V215H132ZM163 213V214H162ZM193 213H194V211H193ZM210 213H212V214H210ZM224 215H223V214ZM231 213H233V215H234V213L235 214H238V215H236L235 217L233 216V218L231 219V220H227V221H225V222H223L224 221V219H227L228 217H229V214H230V216H232V214ZM244 213V214H243ZM249 216V217H247V215ZM167 214V215H166ZM179 214V213H178ZM177 214V215H178ZM219 214H221V215H223V217L220 215L219 216ZM228 214V215H227ZM242 214V215H241ZM138 216V217H135V216ZM159 215V216H158ZM176 215V214H175ZM182 215H183V217H184V219L182 218ZM191 218L190 220H192L191 222H193V220L195 221V222H193V223H190V222H187V221H189L188 219L189 218H187L188 216ZM204 217H206V216H208L207 218L209 219V223L208 222H206L205 221V223H206V225H205V223H204V220L206 219H203V216ZM210 215V216H209ZM212 215V216H211ZM217 215H218V217H217ZM127 216V217H128ZM141 216V217H140ZM186 216V217H185ZM228 216V217H227ZM246 216V217H245ZM252 218H251V217ZM198 217V218H197ZM201 219H200V218ZM214 217V218H213ZM217 219H219V220H217ZM222 217V219H223V221H221L220 222V220H222V219H220ZM227 217V218H226ZM241 217V218H240ZM141 218V220H138V219H140ZM157 218V220H158V218H159V220L158 221H156V220H154V219H156ZM181 218L183 219V220H181ZM187 218V219H186ZM236 218V219H235ZM146 220V223H144L145 221H143V220ZM168 219V220H167ZM170 219V220H169ZM203 221V223L202 222H198V224L199 223H202V224H199V225H195L196 227H197V229H195L194 230V228L195 227H192V226H194V223H196L197 221ZM213 219L214 220H216V221H213ZM230 219V218H229ZM47 220V219H46ZM45 220V223L47 224L48 222ZM133 220H135V221H133ZM152 220V221H151ZM166 221V222H164V221ZM184 220H187L186 221V223H185V221ZM197 220V221H196ZM233 220H234V223H233ZM237 220V221H236ZM241 220H242V222H241ZM252 220V221H251ZM260 220V221H259ZM162 221H163V226H162ZM169 221H171V225L169 224L168 225V223H169ZM221 224V226H223L224 224H226L228 221H231L230 223H227V225H225L226 226V228L227 227H229L231 224V226L229 227V229H227L226 230V228H224L225 226H223V227H221V226H219V223ZM236 221V222H235ZM241 222V223H239V222ZM144 224H143V223ZM148 222H150V223H148ZM184 222V223H183ZM211 222H212V224H213V222H217V224H215L216 226H210V224H211ZM223 222V223H222ZM143 224V225H145V224H147L148 223V225H145V227L147 226V229H148V234L145 232L146 230L144 229L145 227L143 226V225H141V226H143L142 228H141V226L139 225V224ZM164 223L167 225V229H166V225H164ZM187 223H190L189 225L187 224ZM207 223L209 224V225H207ZM239 223V224H238ZM246 223V224H245ZM137 224H138V226H137ZM174 224V225H173ZM180 224H181V226L182 227H178L177 229H175L174 230V228H176L177 226H180ZM187 226H186V225ZM191 224H193L192 226H190ZM49 225V224H48ZM47 225V226H48ZM202 225H205V226H210L211 228H212V230L211 229H209L210 227H208V230H209V232L208 231H204L203 229V227L204 226H201ZM229 225V226H228ZM248 227H247V226ZM43 226H46L45 224L43 225ZM50 226V225H49ZM48 226V227H49ZM137 226V227H136ZM165 226V228H163ZM234 226V227H233ZM245 228V226H246V229H244L243 227ZM151 227V228H150ZM158 229H156V228ZM170 227H173V228H171V230H172V232L173 233H176V234H173V236H171V232H170V230L168 231V228H170ZM214 227V228H213ZM216 227V228H215ZM239 227V228H238ZM44 228H47V227H44ZM129 228L130 229H132V230H130V232L128 233V231H129ZM190 229V230H188L187 232H185L186 233V235L188 236V237H190V240H191V238H192V236H191V234H190V231H191V229L193 230V232H192V235H193V233H195V231L196 230H198V231H196V233L198 232V234H201L200 232H202V236L201 237H199L200 235H198L197 234V237H196V235H195V237H194V235H193V240H192V242H190L191 243V248H189V250L191 251L190 253H189V255L187 254V251L185 250V249H182V250H180L181 251V253H182V251H186V254H185V256H187V258H185V256L183 255V254H181L182 256H178L179 254H180V252L178 253V248H182V246H183V248L184 247H187V246H184V245H186L187 244V242L185 243L184 242V239H183V242H181L182 241V237H184V234H183V236H179L180 235V233L182 232L183 233V231L185 230L186 231V229ZM203 228V229H202ZM205 228H207V227H205ZM220 229V230H218V229ZM232 228V229H231ZM236 228V229H235ZM240 228H241V230H240ZM184 229V230H183ZM202 229V230H201ZM225 231H224V230ZM45 230H47V229H45ZM154 230V231H153ZM176 230H180V232H175ZM183 230V231H182ZM199 230H201L200 232H199ZM215 230H216V232L217 231H219L220 233H222V232H224L223 234H220L219 232H215ZM222 230V231H221ZM210 231H212L211 232V234H209L210 233ZM238 231V232H237ZM126 232V233H125ZM153 232V234H151ZM164 232H170L171 234H169L172 238H171V240L173 239V241H175L176 242V245H179L178 247L177 246H175V247H177V248H175V250L173 249V252L171 251V249H169V247H168V249L170 250V251H164L165 252V254H162V252H161V254L162 255H164V257L162 256V258H161V255H159L160 254V251H161V249L160 248H162L161 247V244H160V241L162 240V237L160 238V234L167 240L168 239V241L170 240V236L169 235H167L166 233H164ZM225 232H227V233H229V235H231V236H227L228 234H226ZM241 232V233H240ZM114 233V234H113ZM119 234L120 233H122V231L121 232H118ZM154 233H155V235H154ZM181 233V234H182ZM204 233H207V234H209V238L211 239H209L208 237L207 238H204V237H206L207 236V234H205V236L203 235ZM240 233V234H239ZM262 233V234H261ZM152 235V238H154V240H153V243H156V242H158V244L156 245V244H154V245H156V246H152V244L153 243H151V241H152V238H151V240H150V238L149 237H151V236H148V235ZM177 234H178V236L179 237H181V241L179 240V242L177 241V239H176V236H177ZM220 236H218V235ZM117 236V238L115 239V240H110L111 238H113L112 236ZM185 235V237H187ZM216 235V237H214V236ZM224 235H226V236H224ZM259 235H262V236H259ZM80 236H82V234L80 235ZM154 236V237H153ZM155 236H157L158 238L156 239V237ZM168 236H169V238H168ZM177 236V238H179ZM212 236L214 237V238H212ZM84 237V236H83ZM110 239H109V238ZM219 237V238H218ZM229 237V238H228ZM236 237H237V239H236ZM262 237V238H261ZM174 238H175V240H174ZM196 238H198V240L199 241H197V239ZM200 238H202V239H200ZM218 238V239H217ZM221 238H222V240H221ZM227 238V240H225ZM233 238V239H232ZM235 238V239H234ZM261 238V239H260ZM104 239L106 240V242L104 241ZM155 239H156V241H155ZM161 239V240H160ZM189 239V238H188ZM196 239V240H195ZM216 239V240H215ZM230 239V240H229ZM232 239V240H231ZM258 239V240H257ZM81 240H83V238L81 239ZM99 240H101V242L99 241ZM110 240V241H109ZM205 240H206V242H205ZM211 242H210V241ZM228 240H229V242H231V243H229L228 242ZM236 240V241H235ZM165 241V240H164ZM163 240H162V243H164L165 245V250H166V243L164 242ZM168 241H166L167 243H168ZM173 241H169V243H168V245L171 247L172 245H173ZM188 241V240H187ZM201 241V242H200ZM204 241V242H203ZM217 241V242H216ZM220 241H221V243H220ZM234 241V242H233ZM82 242L83 243H87V245H88V247L87 248H89V249H86V244H85V246L84 245H82L83 246V248H85L86 249V251L84 250L83 251V249H82V247L80 246L81 244H82ZM111 242H112V244H111ZM174 242V243H175ZM178 242V243H177ZM213 242V243H212ZM223 242H225V244L223 243ZM228 242V244H226ZM253 242H256V243H254L253 244ZM258 242H260V243H258ZM79 243H81L80 245H79ZM94 243V242H93ZM100 243V244H99ZM105 243H107V244H105ZM182 243H184V245H182ZM189 243V244H190ZM193 243V244H192ZM202 243H203V245H202ZM211 243V244H210ZM210 244V245H209ZM230 244H233V245H230ZM261 245V247H256V249L254 250L253 249V246L254 245ZM92 245V244H91ZM158 245H159V247L160 248H158ZM188 245V244H187ZM222 245V246H221ZM224 245V246H223ZM97 246V247H96ZM163 246V245H162ZM164 246H163V248H164ZM181 246V247H180ZM190 246V245H189ZM201 246V247H200ZM214 246V247H213ZM226 246V247H225ZM235 246V247H234ZM92 247H96V248H93L92 249ZM154 247H155V250H154ZM157 247V248H156ZM213 247V248H212ZM220 247V248H219ZM237 247V248H236ZM239 247V248H238ZM250 247V248H249ZM196 248V250H194V249ZM204 250H203V249ZM216 248V249H215ZM227 248V249H226ZM243 248V249H242ZM245 248V249H244ZM249 248V249H248ZM257 248H260V250H263V251H261L262 252V254L263 255H261L260 254V252H259V250L257 249ZM81 249V251H79ZM96 249V250H95ZM98 249V250H97ZM158 249H160V250H158ZM202 251H201V250ZM214 251H213V250ZM251 249H253V250H251ZM198 250V251H197ZM207 250H208V252H207ZM232 250V251H231ZM256 250L258 251V254H260V255H258V257H257V259L258 258H260V259H255L256 258V256H257V254H256V256H255V260H251V259H253V256L255 255V253L253 252V251H255L256 252ZM84 252L83 254L81 253V252ZM92 251H96V252H92ZM99 251V252H98ZM193 251H196L195 253H196V255H194L195 253L193 252ZM231 251V252H230ZM252 253H254V254H252ZM163 252V253H164ZM168 252V253H167ZM172 252V253H171ZM189 252V251H188ZM199 253V255H198V253ZM220 252V253H219ZM223 252V253H222ZM248 252V253H247ZM249 252L252 254L251 256H252V258H250L251 256L249 255ZM90 255H89V254ZM94 253V254H93ZM99 253V254H98ZM178 253V254H177ZM193 253V254H192ZM87 254L89 255V256H87ZM93 254V255H92ZM96 254V255H95ZM168 254V255H167ZM220 254V255H219ZM238 254V255H237ZM245 254L248 256L247 258H246V256H245ZM86 255V256H85ZM92 255V256H91ZM98 255V256H97ZM124 255V256H123ZM157 255H159V256H157ZM165 255H166V257L168 256V258H167V260H166V258H165ZM192 257H191V256ZM194 255V256H193ZM211 255V257H212V259L209 257ZM216 255V256H215ZM84 258H83V257ZM96 256V257H95ZM152 256V258H150ZM190 256V257H189ZM201 256H203V258H204V260H206L205 262H204V260H201L202 259V257ZM245 256V257H244ZM260 256V257H259ZM263 256V257H262ZM159 257V258H158ZM183 257L185 258V259H183ZM194 257H196V258H194ZM172 259L170 262H167V261H169L170 259ZM199 258H201V259H199ZM214 258V259H213ZM224 258V259H223ZM226 258V259H225ZM243 258V259H242ZM188 259V260H187ZM189 259H190V261H189ZM199 259V260H198ZM210 259V260H209ZM218 259V260H217ZM242 259V260H241ZM158 261V262H156V261ZM196 260H198V261H196ZM208 260H209V262H208ZM216 260H217V262H216ZM237 260H239V262L237 261ZM160 261V262H159ZM174 261V262H173ZM200 261V262H199ZM230 261H231V263H230ZM244 261V262H243ZM91 262V261H90ZM176 262V263H175ZM180 262V263H179ZM194 262V263H193ZM243 262V263H242ZM262 262V263H261Z\"/></svg>","mask_w":264,"mask_h":264},{"label":"crops","instance_id":"obj_3","mask_svg":"<svg viewBox=\"0 0 264 264\" xmlns=\"http://www.w3.org/2000/svg\"><path fill=\"white\" fill-rule=\"evenodd\" d=\"M193 8L194 3L190 0H172L169 5V10L182 20L187 19ZM263 36L264 4L258 10V14L249 22H244L240 28L226 26L212 40H208L196 32L188 35L177 48V53L180 60L186 63L188 69L193 72L192 81L190 80L185 84L181 83L186 89L180 82H173L159 93L154 98L159 113L161 115L171 113L175 115L178 112L171 111V108L181 103H188L192 108V113L189 112L192 117L204 118L207 113L205 108L214 100L220 102L231 100L236 104L238 99L235 97L242 89L246 88L254 92L257 97V94L264 90ZM194 71L200 75L197 76ZM189 88L192 90L190 95L186 93ZM223 96H226L227 100H222L225 98ZM216 103L218 104L215 102L213 105ZM189 113L188 115H190ZM212 114L209 116L212 119L219 117L218 113L216 116L215 112ZM215 134L217 133L215 132ZM248 137L257 145V162H262L259 166V174L264 178V123L256 125L248 133ZM242 142L243 140L232 142L224 139L219 148L215 149L222 150L231 156ZM228 197L229 195L225 194L224 198ZM258 209L264 213V192L260 197ZM139 249L140 243L137 239L109 246L104 252L102 264H118L119 254L122 252L136 254Z\"/></svg>","mask_w":264,"mask_h":264}]
</instances>
